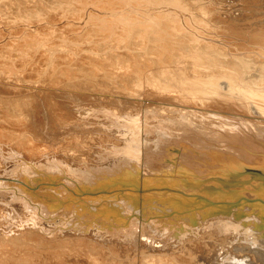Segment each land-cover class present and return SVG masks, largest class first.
Masks as SVG:
<instances>
[{
    "label": "rangeland",
    "instance_id": "obj_1",
    "mask_svg": "<svg viewBox=\"0 0 264 264\" xmlns=\"http://www.w3.org/2000/svg\"><path fill=\"white\" fill-rule=\"evenodd\" d=\"M8 1V0H7ZM4 2L3 0L1 1L0 0V5L2 6V10L0 11L1 12V15L4 16V21L0 22V55L3 57L0 56V59H4V60H1L2 62H0V77L3 78L5 81H6V78H8L9 76L7 75H13L12 77H20L21 78V81L23 79V81L25 82H28L25 84V82H23V85H26V86H21V87H17L16 89L20 92H16L15 93V96L13 94V98L14 100L17 102L15 103L14 105V102L15 101H11L9 102V104L13 102V106L10 104H4V107L6 105H8L9 109L10 107L12 109H8V107L6 106L4 109H5V114H1L0 116V126L2 127V124H3V127L0 129L4 132V129H5V132H8L6 134H10V133H16L14 134L15 136H17L18 138H16V140H20V141H24L28 142V144L31 145V141H33L34 143H38L39 142V145L40 143L42 145H40V148L41 146L44 147L45 145L46 146H53L54 143L57 145L58 144V141H55V140H58L57 138L54 139V136L60 134V133H56V130H63L61 128H59L58 126H55L56 124L55 123H60L63 119L61 117H59L57 114H53L54 118L53 119L52 117H50V114L49 113H52V109H55L56 112H61V113H64V114H67L69 116H71V118L69 117L68 120H71L72 122V130L71 128H69L67 130V132L69 133V135H72L75 136L76 134L77 135H80L82 138H85V139H89V137H92V135H96L98 132L100 133V135L102 134L105 138L107 139H113L115 141H119L122 136L121 132H125L126 130H123L120 132L121 128H122V120L121 122H116L113 121L110 123V122H106L104 124V119H106V114L103 116V112H106L109 110V112H112L114 113V110L116 111L114 114L118 115H122V112H124V109L126 108L125 107V104L127 101H124L126 100V98H136L138 99V101L136 99H131L129 100V102H127L128 104L132 101L131 106L130 104L128 105L129 107H133L132 109L130 108V111L134 109L135 107V111H131L132 114H134L133 112H136L138 110V112H140V117L142 116V113L143 112H150L149 109L152 108V110L154 111L156 109L157 113L154 112V116H156V118L154 119V121L152 123L154 124H162V123H165V122H169L170 121V117H173L174 115L176 116V112H174V109L177 110V109H183V108H186V106H188V108H190L191 106L190 105H193L190 109L192 112H194L195 110L197 111L198 109H195L194 110V106L195 108L199 107V109H202V110H206L207 108H210L209 105L210 104H206V103H201L199 100H198V96L201 94H207V95H210V93H212V91L209 90V87L211 86V82L212 81H215L216 85L218 87H224V89H228V87L231 86V88L233 90H231V88H229L228 90V97H230V95L232 97L233 100H238L240 101L241 98H243V100H241L240 102L244 103L246 102V97H247V93H248V90H249V93H250V89L253 90V94L254 93H258L256 91H259L260 90H264V0H178V3L177 1L175 0H97V1H94V0H53L54 1V5L51 6V4H49L50 2H53L52 0H43V1H40V0H20L21 3L20 4V7L23 8L21 9L19 7V5H17L19 0H17L15 2L12 3L11 1L13 0H10L8 1L10 5H8V2ZM19 1V2H20ZM60 1V2H59ZM103 1V3H102ZM122 1H126V2H122ZM148 1V2H147ZM176 3H174V2ZM11 2V3H10ZM26 2V3H25ZM39 2V3H38ZM48 3L47 5H45V3ZM56 2L58 4H56ZM81 2H82V5H81ZM96 2L98 3V5L96 4ZM101 2V3H99ZM112 2V3H111ZM122 2V3H121ZM134 2V3H132ZM151 2V3H150ZM164 2V3H163ZM6 3V4H5ZM60 3V5H59ZM104 3H106L104 5ZM110 3V4H109ZM13 4H15V6H13ZM56 4V5H55ZM67 4V5H66ZM96 6H95V5ZM124 4V5H123ZM156 4V5H155ZM176 4V5H175ZM70 5H73L72 8ZM115 5V6H114ZM118 5V6H117ZM121 5V6H120ZM133 5V6H132ZM152 5V6H151ZM8 6V7H7ZM13 10H11V7ZM42 7L44 9V11H42L43 9L42 8H39V7ZM56 8H55V7ZM59 6H62V7H59ZM68 6V7H67ZM87 6V7H85ZM93 6V7H92ZM15 7V8H14ZM53 8L52 9H48V8ZM59 7V9H58ZM122 7V8H121ZM124 7V8H123ZM132 7V8H131ZM9 8V9H8ZM21 10H20V9ZM32 8H34L35 12H32L34 11ZM41 10H39V9ZM46 8V9H45ZM126 8V9H125ZM26 13L23 14V12H25L24 10H26ZM37 9V10H36ZM48 9V10H47ZM55 9V10H54ZM61 9V10H60ZM74 9V10H73ZM83 9V10H82ZM97 9V10H96ZM101 11H100V10ZM122 9V10H121ZM129 11H128V10ZM11 10V11H10ZM19 10V11H18ZM23 10V12H21ZM31 10V12H29ZM46 10V11H45ZM52 10V11H51ZM64 10V11H63ZM68 10V11H67ZM109 10V11H108ZM148 10V11H147ZM41 11L40 16H38V12ZM49 11V12H48ZM51 11V12H50ZM71 11V12H70ZM81 11V12H80ZM108 11V13H107ZM125 11V12H124ZM21 12V14L18 16L16 15L17 13ZM37 12V15L34 14ZM45 12L42 16V13ZM64 12V13H63ZM73 12V13H72ZM85 12V13H84ZM91 12V13H90ZM105 12V13H104ZM110 12H111V15H110ZM119 12V13H118ZM122 12V13H121ZM31 15H30V14ZM66 13V15H65ZM81 13V14H79ZM114 13V15H113ZM124 13V14H123ZM137 13V14H136ZM207 13V14H206ZM23 14V15H22ZM29 15L28 17L31 19V22L32 23H29L28 21V17H26L25 15ZM59 14V15H58ZM70 14V15H69ZM73 14V15H72ZM86 14V15H85ZM119 14V15H118ZM144 14V15H143ZM33 15V16H32ZM78 15V17H76ZM91 15V16H90ZM94 15V16H92ZM97 15V16H96ZM102 15V16H100ZM105 15V16H104ZM113 15V16H112ZM122 15V16H121ZM126 15V16H125ZM137 15V16H136ZM147 15V16H146ZM206 15V16H205ZM10 16V17H9ZM26 17V18H23V17ZM32 16V18H31ZM38 16V17H36ZM61 16V17H60ZM66 16V18H65ZM72 16V17H70ZM125 16V17H124ZM130 16V17H129ZM132 16V17H131ZM7 17H9L7 19ZM13 17V18H11ZM18 17V18H17ZM68 17V18H67ZM93 17V18H92ZM102 17V18H101ZM106 17V18H105ZM110 20H109V18ZM116 17H120V19L118 18H115ZM127 17V18H126ZM136 20H135V18ZM144 17V18H143ZM154 18L155 20L156 19H160L162 20L161 24L163 25V22L165 25V27L169 26L167 24H170V26H174V27H177L176 25L179 24V26L182 28L180 29V31L178 32L179 33V36H178V33H175V36L176 39L172 36V38L174 39H171L173 42H171L169 45L170 47L167 49V52L163 55L161 52V48L162 47H159L160 44H158L159 46H157L155 43L157 42H154L153 41V37L156 36V33L152 30L151 27H153V25H150L148 26L149 29H150V33H148L146 30V28L144 27L145 23L147 22V20L149 19H146V18ZM35 18V19H33ZM37 18V19H36ZM85 18V19H84ZM95 18L98 19V21H94L93 19ZM138 18V19H137ZM140 18V19H139ZM218 18V19H217ZM17 20V21H13L12 20ZM24 19L25 21L22 22V20ZM39 19L40 21H42L41 23L39 22ZM42 19V20H41ZM62 19V20H61ZM73 19V20H72ZM91 19V20H90ZM110 21L111 24H109L108 22H106V20ZM124 19V20H123ZM134 19V21H137L139 20V22H132ZM215 19V20H213ZM222 19H224L222 21ZM231 19V20H230ZM7 20H11L10 22H8ZM20 20V22L18 21ZM33 20V21H32ZM54 20V21H53ZM69 20V21H68ZM103 20V21H102ZM104 20L106 22V24H103L104 23ZM111 20H113V24L111 22ZM119 20V21H117ZM126 20V21H125ZM130 20V21H129ZM165 20V21H164ZM168 20V21H167ZM171 20V21H169ZM217 20V21H216ZM220 20V21H219ZM37 21V22H36ZM53 21V23H52ZM63 21V22H62ZM73 21V22H72ZM101 21V22H100ZM124 21V22H123ZM174 21V24H172ZM225 21V22H224ZM231 22V24L229 22ZM7 22L10 24L8 26ZM16 23V27L15 28V24ZM19 22V23H17ZM22 22V23H21ZM39 22V23H38ZM85 22V23H84ZM88 22L90 24H88ZM94 22V23H93ZM129 22V23H127ZM132 22V23H131ZM144 22V24H143ZM149 22V21H148ZM166 22V23H165ZM170 22V23H168ZM179 22V23H178ZM218 22H221L218 23ZM97 23V24H96ZM100 24H103V25H106L107 28H108V24H109V27L111 28V26L113 28L111 29H114V30H107L106 26L105 27H102ZM126 23V24H125ZM182 23V24H181ZM230 25H229V24ZM12 24V25H11ZM17 24L20 26L21 29H19L17 26ZM29 24H31L29 26ZM41 24V25H40ZM65 24V25H64ZM79 24V25H78ZM86 24V25H84ZM93 26H92V25ZM96 24V25H95ZM132 24V25H131ZM134 24V26H133ZM142 24V25H141ZM64 25V26H63ZM76 25V30H73L75 28H73V26ZM111 25V26H110ZM233 25V26H232ZM11 26V27H10ZM32 26V27H31ZM39 26V27H38ZM68 26L70 28H68ZM72 26V27H71ZM88 26V27H86ZM95 26V27H94ZM115 26V27H114ZM125 26V27H124ZM128 26H132V28L128 27ZM228 26V27H226ZM231 26V28H230ZM13 27V28H12ZM31 27V28H30ZM126 27H128L127 29H125ZM145 29H144V28ZM3 28V29H2ZM33 28V29H32ZM90 28V29H88ZM102 28V29H101ZM200 28V29H199ZM202 28V29H201ZM224 28V29H223ZM230 28V29H229ZM234 28V29H233ZM16 29L18 32H16ZM32 29V30H31ZM36 29V30H35ZM63 29V30H62ZM116 29V30H115ZM125 31H124V30ZM130 29H133V30H130ZM236 29V30H235ZM69 30V31H68ZM73 30V32L71 31ZM85 30V31H84ZM90 30V31H89ZM100 32H99V31ZM169 30L172 31L173 29L171 27H169ZM222 30V31H221ZM53 31V32H52ZM61 31V32H60ZM88 31V32H87ZM98 31V32H97ZM105 31V32H104ZM128 31V32H127ZM153 31V32H152ZM236 31V32H235ZM4 32V33H3ZM22 32H23V35H22ZM39 32V33H38ZM65 32V33H64ZM69 32V33H68ZM81 32V33H80ZM92 32V33H91ZM132 32V33H131ZM135 32V33H134ZM145 32V33H144ZM196 32V33H194ZM20 33V34H19ZM32 33V34H31ZM98 33V34H97ZM104 33V34H103ZM121 35H120V34ZM147 33V35H146ZM152 33V34H151ZM31 34V36H30ZM45 34V35H44ZM73 34V35H72ZM84 34V35H83ZM92 34V35H91ZM115 34V35H114ZM151 34V35H150ZM154 34V35H153ZM177 34V35H176ZM38 35V36H37ZM41 35V36H40ZM48 35V36H47ZM56 36V37H51V36ZM90 35V36H89ZM97 35V36H96ZM99 35V36H98ZM101 35V36H100ZM105 35V36H104ZM118 37H117V36ZM130 35V36H129ZM142 35H146V37H143V40H142ZM192 35V36H191ZM194 35V36H193ZM4 36V38H3ZM12 36V37H10ZM21 38H20V37ZM33 36V37H32ZM45 36V37H44ZM60 36V37H59ZM67 37V38H64ZM85 36V37H84ZM94 36V37H92ZM126 36V37H125ZM262 36V38H260ZM10 37V38H8ZM19 37V38H18ZM24 37V38H23ZM32 37V38H31ZM47 37V38H46ZM59 37V38H58ZM63 37V38H62ZM80 37V38H79ZM131 37V38H130ZM135 37V38H134ZM138 37V39H136ZM151 37V38H150ZM12 38V39H11ZM35 38V39H34ZM38 38L40 39L39 41ZM42 38V39H41ZM71 40H70V39ZM74 38V39H73ZM190 38V39H189ZM228 38V39H227ZM8 39V41H7ZM10 39L12 41H10ZM14 39H21L20 42H21V45H18L20 47H16L15 44L13 45V43H10V42H14L16 40ZM34 39V41L38 44L35 43L34 45H31V44H28L27 42L30 43V41ZM46 39V40H45ZM51 39V40H49ZM57 41L59 40L60 42H54L53 40ZM64 39V40H63ZM77 40H79V43H77ZM85 39V40H84ZM91 39V40H90ZM94 39V40H93ZM111 39V40H110ZM125 39V40H124ZM183 39V40H182ZM187 40V42L184 41ZM42 40V41H41ZM44 40V41H43ZM67 41V44L68 46H65L64 43H66L65 41ZM102 40V41H101ZM121 40V41H120ZM123 40V41H122ZM128 40V42H127ZM138 40V41H137ZM140 40V41H139ZM142 40V41H141ZM145 40H148L145 42ZM41 41V42H40ZM51 41V42H49ZM64 41V42H62ZM72 41V42H71ZM76 41V42H75ZM82 41H86L85 43H81L83 46H81L80 42ZM93 41V42H92ZM99 44H98V42ZM126 41V42H125ZM133 41V42H132ZM175 41V42H174ZM181 41V42H180ZM6 42V43H5ZM17 42V41H16ZM24 42V43H23ZM41 43H47L48 44H52L50 47H44V46H47V45H40L39 44ZM69 42V44H68ZM71 42V43H70ZM93 45H92V43ZM109 42V43H108ZM113 42V43H112ZM132 42V43H131ZM137 42V43H136ZM143 42V43H142ZM152 42V43H151ZM178 42V43H177ZM185 44H184V43ZM15 43V42H14ZM54 43L59 45L57 47V50H54L56 49V47L54 46ZM61 43L62 45L64 44L63 46V49H65L64 47L67 48V50H70L68 51V53L66 51L62 52L60 51L58 54V48H61L62 49V46H61ZM72 43H74L73 45H71ZM103 43H105L106 45H103ZM132 44L129 46L128 48V45L125 46V44ZM146 45H145V44ZM176 43V44H175ZM187 43V45H186ZM17 44H20V43H17ZM16 44V45H17ZM49 44V45H50ZM78 44V45H77ZM103 46H101V45ZM115 44V45H114ZM122 44V46H121ZM198 44V45H197ZM13 45V46H12ZM32 47H31V46ZM77 45V46H76ZM86 45H89V46H86ZM97 45V47L95 46ZM100 47H99V46ZM120 45V46H118ZM138 45V46H137ZM141 45V46H140ZM144 45V47H143ZM178 45V46H177ZM180 45V46H179ZM28 46H29V50H28ZM73 46V47H72ZM76 46L77 49H75L74 47ZM82 47L80 48L79 50V47ZM86 46V47H85ZM106 46V47H105ZM118 46V47H117ZM124 46V47H123ZM134 46V47H133ZM176 46V48H175ZM186 46V47H185ZM3 49H2V48ZM46 48L47 50H49L48 48H50V52H53V54H55L54 52L56 51V54L52 56H50L49 58V55H51V53L49 51H47L45 49V54L44 52L41 50V48ZM55 47V48H54ZM69 47V49H68ZM99 47V48H98ZM105 47V48H104ZM117 47V48H116ZM130 47H132V49H130ZM143 47V48H142ZM178 47H181L183 50H181V48L179 49ZM9 48H12L11 51ZM19 50H18V49ZM70 48H73L76 52L73 51V49L71 50ZM98 48V49H97ZM102 48V49H101ZM107 48V49H106ZM116 48V49H115ZM140 48V49H139ZM148 48V49H147ZM153 48V49H152ZM187 48V49H186ZM27 49V50H26ZM41 51H39V50ZM113 49V50H112ZM119 49V50H118ZM121 49V50H120ZM151 49V50H150ZM175 49V50H173ZM8 50V51H7ZM34 53V55L37 54V56L34 57L33 53L31 54V52ZM36 50V51H35ZM79 50V51H78ZM99 50V52H97ZM109 52H108V51ZM173 50V52H172ZM186 50V51H185ZM11 51V52H10ZM29 51V52H27ZM38 51V52H37ZM87 51V52H86ZM96 51V52H95ZM106 51V52H105ZM152 51V52H151ZM182 51V52H181ZM14 52V53H13ZM23 52V53H22ZM27 52V53H26ZM36 52V54H35ZM42 54H40V53ZM43 52V53H42ZM67 54H66V53ZM74 52V53H73ZM88 57L87 56V54ZM91 52H95L97 55L95 57V54H92ZM103 52H105L103 54ZM111 52V53H110ZM114 52V53H113ZM122 52V53H121ZM176 52V53H175ZM180 52V54L178 53ZM185 52V53H183ZM191 52V53H190ZM10 53V55H9ZM48 53V54H46ZM62 53V55H61ZM73 53V57L74 54L76 55L75 58H72L71 54ZM77 53V54H76ZM85 54V55H82V54ZM106 53H107V56H106ZM119 53V54H118ZM136 53V54H135ZM144 53H145V56H144ZM153 53V54H152ZM171 53V54H169ZM173 53V54H172ZM199 53V54H198ZM255 53V54H253ZM16 54V55H15ZM23 54V57L22 55ZM31 55V56H28V55ZM66 57H64L65 55ZM100 54V55H99ZM114 54V55H113ZM117 54V55H116ZM133 54V55H132ZM139 54V55H138ZM167 54V55H166ZM189 54V55H188ZM192 54V55H191ZM200 54L202 56H200ZM6 56V59L8 60V62L5 60V56ZM21 55V56H20ZM25 55V56H24ZM48 55V57L46 56ZM64 55V56H63ZM70 56V58L68 56ZM77 55H80V57L78 58ZM110 55V56H109ZM113 55V56H112ZM131 56V57H128ZM150 55V57H149ZM154 55V56H153ZM181 57H180V56ZM190 56V58L188 59V57ZM196 55V56H195ZM9 56V58H8ZM11 56V57H10ZM14 56V57H13ZM27 56V59H25ZM46 56V57H45ZM57 56V57H56ZM85 56V57H84ZM103 56V57H102ZM106 56V57H105ZM118 58H117V57ZM124 56V57H123ZM144 56V57H143ZM156 56V57H155ZM246 56V57H245ZM13 57V58H12ZM30 57L32 58L30 59ZM56 57L54 60L53 58ZM61 57H63V59H70L68 61H66L67 65H65L62 60V58L60 59ZM68 57V58H67ZM82 57V58H81ZM126 57V58H125ZM140 57V58H139ZM147 57V59H146ZM163 57V59H162ZM179 57L180 59L178 60ZM199 57V58H198ZM12 58V59H10ZM16 58V59H14ZM48 58V59H47ZM77 58V59H76ZM88 58V59H87ZM107 58V59H106ZM114 58V60H113ZM117 58V59H116ZM142 58H144L142 60ZM194 58V59H193ZM201 58V59H200ZM20 59L23 61H20ZM46 59V60H45ZM61 61L60 63H58L59 61ZM75 59V60H74ZM82 59H85L84 62L81 61ZM135 59V60H134ZM141 59V61H140ZM149 59V60H148ZM173 59V60H172ZM175 59V60H174ZM182 59H183V62H182ZM185 59V60H184ZM197 59V60H196ZM205 59V60H203ZM12 60V62L10 61ZM25 60V61H24ZM28 60V61H26ZM32 60V61H31ZM71 60H74L75 62L72 61L71 63ZM103 60L107 61V62H102ZM113 60V62H112ZM120 62H119V61ZM134 60V61H133ZM177 60V61H176ZM80 61V62H79ZM87 61V62H85ZM93 63H91V62ZM118 61V62H117ZM147 61V62H146ZM158 61V62H157ZM175 61V62H174ZM181 61V62H180ZM200 61V62H199ZM7 62V63H6ZM12 64H10V63ZM15 62V63H14ZM17 62V63H16ZM32 62V63H31ZM49 62V63H48ZM90 62V64H89ZM129 62V63H128ZM135 65L137 66H134V63ZM139 62V63H138ZM144 62V63H143ZM157 62V63H155ZM6 63V65H5ZM63 63V65H62ZM105 63H107V65H105ZM109 63V65H108ZM146 63V64H145ZM169 63V64H168ZM181 63V64H180ZM199 63V64H198ZM201 63V64H200ZM9 64V65H8ZM16 64V67L17 69L14 68V65ZM19 64V66H17ZM26 64V65H25ZM59 64V65H58ZM70 64V65H69ZM72 64V65H71ZM130 64V66H129ZM147 66V68H144L146 67L145 65ZM160 64V65H159ZM164 64V65H163ZM219 64V65H218ZM238 64V65H237ZM3 65V66H2ZM32 65V66H31ZM69 65V66H68ZM119 65V67H117ZM123 65V66H122ZM125 65V66H124ZM127 65L129 67H127ZM140 65V66H139ZM143 65V66H141ZM149 65V66H148ZM158 65V66H157ZM6 66V67H5ZM12 66V67H11ZM53 66V67H52ZM60 66V68H59ZM62 66V67H61ZM108 66V67H106ZM115 66V67H114ZM154 66V67H153ZM163 66V68H162ZM170 66V67H168ZM178 66V67H177ZM217 66V67H216ZM219 66V67H218ZM4 67V68H3ZM13 68L12 69V73H11V69L9 68ZM52 67V69H51ZM57 67V69H56ZM69 67V68H68ZM124 67V68H122ZM141 67V68H140ZM152 67V69H151ZM167 67V68H166ZM185 67V68H184ZM212 67V68H211ZM32 68V69H31ZM55 68V69H54ZM64 68V69H63ZM94 68V70H93ZM106 68H109V69H106ZM115 68V69H114ZM121 70H120V69ZM133 68H135L133 70ZM137 68V69H136ZM149 68V69H148ZM169 68V70H168ZM187 68V69H186ZM242 68V69H241ZM5 69V70H4ZM15 69V71H13ZM63 69V70H62ZM74 69V70H73ZM97 69H100V71ZM125 69V70H124ZM128 69V70H127ZM130 69V71H129ZM164 69V70H162ZM10 70V71H9ZM19 70V71H18ZM21 70V71H20ZM53 72H52V71ZM59 70V71H58ZM66 70V71H65ZM95 70H96V73H95ZM110 70V71H108ZM113 70V72H112ZM124 72H123V71ZM137 70L138 73L137 74ZM143 70H146V71H143ZM158 70V71H157ZM160 70V72H159ZM162 70V71H161ZM171 70V71H170ZM178 70V71H177ZM34 71V72H32ZM45 71V73L43 72ZM48 71V72H47ZM118 73H117V72ZM142 71V72H141ZM166 71V72H165ZM2 72V73H1ZM5 72V73H4ZM98 72V73H97ZM109 72H112L111 74ZM121 72V73H120ZM126 72V74H125ZM145 72V73H144ZM154 72V73H153ZM159 72V73H158ZM163 72V74H162ZM165 72V73H164ZM168 72V73H167ZM4 73V74H3ZM22 73V74H21ZM49 73V74H48ZM61 73V74H60ZM151 73V74H150ZM156 73V74H155ZM167 73V75H166ZM3 74V75H2ZM20 74V75H19ZM43 74V75H42ZM47 74V76H46ZM66 74V75H64ZM117 74H119L117 76ZM125 74V75H124ZM128 74V75H127ZM130 74V75H129ZM142 74V75H141ZM170 74V75H168ZM252 74V75H251ZM255 74V75H254ZM261 74V75H260ZM6 77H5V76ZM23 75V76H22ZM68 75V76H67ZM73 75V76H72ZM122 75V77H121ZM148 75V76H147ZM165 75V76H163ZM254 75V76H253ZM257 75V76H256ZM260 75V77H259ZM4 76V77H3ZM42 76V77H41ZM51 76V77H50ZM59 76V77H58ZM110 78H109V77ZM127 76V77H126ZM171 76V77H170ZM173 76V77H172ZM196 76V77H195ZM253 76V77H252ZM255 76H256V79H255ZM17 77V78H18ZM74 77V78H72ZM125 77V79H124ZM143 77V79H142ZM170 77L169 80L168 78ZM192 77V79H191ZM200 77V78H199ZM202 77V78H201ZM248 77V78H247ZM258 77H259V80H258ZM76 78V79H75ZM129 78V79H128ZM131 78V79H130ZM141 80H140V79ZM145 78V79H144ZM173 78V79H172ZM199 78V79H198ZM206 78V79H205ZM246 78V79H245ZM42 79V80H41ZM50 79V81H49ZM56 79V80H55ZM60 81H59V80ZM66 79V81L64 80ZM68 79V80H67ZM72 79V80H71ZM123 79V80H122ZM195 79V81H194ZM254 79V80H253ZM36 80V81H35ZM45 80H46V83H45ZM75 80V81H74ZM128 80V82H127ZM140 80V81H139ZM147 80V81H146ZM150 80V81H149ZM170 80H171V83H170ZM176 80V81H174ZM200 80V81H198ZM207 80V81H206ZM212 80V81H211ZM218 80V81H217ZM247 80V81H246ZM253 80V81H252ZM257 80V81H255ZM262 80V81H261ZM12 82H14L15 80H11ZM32 81V82H31ZM34 81V82H33ZM43 81V82H42ZM55 81V82H54ZM63 81V82H62ZM130 81V82H129ZM134 81V82H133ZM142 81V82H141ZM187 81V82H186ZM194 81V83H193ZM201 81H204L206 83H203ZM208 81L210 83H208ZM239 81L241 84H239ZM19 83L20 81H15V83ZM40 84H38V83ZM60 84H59V83ZM117 82V83H116ZM139 85H138V83ZM141 82V83H140ZM146 82V83H145ZM154 82V83H153ZM174 82V83H172ZM181 82V84H180ZM183 82V83H182ZM189 82V83H188ZM197 82V83H195ZM199 82V83H198ZM223 82V83H221ZM228 82V83H226ZM252 82V83H251ZM31 83H35L39 86H43L42 88L43 89H40L39 91L38 90H27V88L25 87H28L30 85H32ZM43 83V84H42ZM68 83V84H67ZM93 83V84H92ZM128 83H130L128 85ZM136 83V84H135ZM145 86V84H147ZM178 85H177V84ZM186 83V84H185ZM220 83V84H219ZM226 83V84H224ZM20 84H22L20 82ZM42 84V85H41ZM51 84V85H50ZM144 84V85H143ZM156 87H154V85ZM173 84H176V85H173ZM183 84V85H182ZM198 84V85H197ZM201 84V85H199ZM207 84V85H206ZM220 86H219V85ZM28 85V86H27ZM61 85V86H60ZM65 85V86H64ZM82 85V86H81ZM98 87H96V86ZM136 85V86H135ZM141 85V86H140ZM153 85V86H152ZM159 85V86H158ZM193 85V86H191ZM195 85V86H194ZM204 85V86H202ZM210 85V86H209ZM240 85V86H239ZM242 85V86H241ZM244 85V87H243ZM251 85H252V88H251ZM53 86V87H52ZM70 86V87H69ZM75 86V87H74ZM86 86V87H85ZM132 86V87H131ZM142 88V91L140 90H137V88L139 87ZM145 86V87H144ZM177 86V87H176ZM181 89H179L180 87ZM197 86V87H196ZM227 86V87H226ZM254 86V87H253ZM52 87V88H51ZM58 87H61V88H58ZM68 87V88H67ZM85 87V88H84ZM92 87V88H90ZM104 87L106 89H104ZM129 87V88H128ZM144 87V88H143ZM148 87H151V88H148ZM179 87V88H178ZM193 89H192V88ZM200 88V90H197V88ZM202 87V88H201ZM204 87L207 89H204ZM208 87V88H207ZM238 87V88H237ZM247 87H249L250 89H248ZM67 88V89H65ZM81 88V89H79ZM149 89L146 91V89ZM185 88V89H184ZM191 90H190V89ZM198 88V89H199ZM241 90H240V89ZM260 88V89H258ZM13 89V88H12ZM20 89V90H19ZM85 89V90H84ZM153 91H152V90ZM15 90V89H14ZM66 90H73L71 93V95L75 96L77 95L78 97V100L81 98L84 100L87 99V102H88V105L85 103L84 105V102L81 101H78L77 98L75 97V100H71L73 101V104L72 105L71 103L67 102L64 104V102H61V97L60 95L62 93H65L64 91ZM75 90V91H74ZM184 90V91H183ZM189 90V91H188ZM202 90V91H201ZM205 90V91H204ZM243 90V91H242ZM245 90V91H244ZM93 91V92H92ZM113 91V92H112ZM138 91V92H137ZM145 91V93L143 94V92ZM182 93H181V92ZM241 91V92H240ZM27 92H30L27 93ZM33 92V93H32ZM42 92V96H40L38 93ZM45 92V94H44ZM54 92V93H53ZM59 92V93H58ZM91 92V93H90ZM110 92V93H109ZM125 92V93H124ZM155 94H154V93ZM189 92V93H188ZM193 92V93H192ZM200 92V93H199ZM210 92V93H209ZM246 92V93H245ZM21 93V94H20ZM37 93L38 95H35ZM101 93V94H100ZM109 93V94H108ZM141 93V94H140ZM148 93V94H146ZM243 93V94H242ZM252 93V91H251ZM41 94V93H40ZM48 94V95H47ZM57 96H56V95ZM79 94L80 96L82 95H85L86 98H83L82 97H79ZM122 94V95H121ZM130 94V95H129ZM192 94V95H191ZM239 96V97H237ZM47 97H46V96ZM54 95V96H53ZM89 95V97H88ZM108 95V96H107ZM146 98V100L149 103V106L151 108H149L148 104H143L141 103V105L139 106L140 102L139 100L143 99V98ZM189 95H191L189 97ZM198 95V96H197ZM20 96V97H19ZM28 96V97H27ZM39 98H38V97ZM53 96V98H52ZM56 96V97H55ZM59 96V97H58ZM93 96L98 97V101L99 103L97 102V100L95 99V102H92L90 104V102L92 101V99L94 98ZM148 96V97H147ZM44 97V98H43ZM63 97V96H62ZM116 100H115V98ZM99 98H101L99 100ZM105 99H108L106 103L105 102ZM114 98V99H113ZM117 98H120V99H117ZM191 98V99H190ZM26 99V100H25ZM31 99V100H30ZM46 99V100H45ZM89 99V100H88ZM91 99V101H90ZM112 99V100H111ZM123 99V101H121ZM18 100V101H17ZM21 100V101H20ZM54 100V101H53ZM57 100H58V104H57ZM117 100H119V102L123 105H121L119 102H117ZM196 100V101H195ZM43 101V102H42ZM53 101V102H52ZM60 101V103H59ZM90 101V102H89ZM103 101V102H102ZM137 101V103H136ZM156 101V102H154ZM158 101V102H157ZM244 101V102H243ZM24 102V103H23ZM75 102V103H74ZM77 102H83V103H77ZM102 102V103H100ZM113 102V103H111ZM125 102V103H124ZM135 102V103H134ZM139 102V103H138ZM94 103H96V105H94ZM99 105H98V104ZM107 103L111 106L109 107V105H107ZM115 103V104H114ZM31 104V105H30ZM44 106H43V105ZM69 104V105H68ZM76 104V105H75ZM83 104V105H81ZM89 104L94 106L91 108V106L89 107ZM101 104V105H100ZM104 104V105H103ZM132 104H136V105H132ZM143 104V105H142ZM184 104V105H183ZM230 104V103H229ZM18 105H21V106H18ZM27 105V106H26ZM53 105V106H52ZM70 105H72L70 107ZM80 105V106H79ZM87 105V106H86ZM106 105V106H105ZM113 105H115L114 108ZM137 105L139 107H137ZM148 106L147 109L145 106ZM178 105V106H177ZM186 105V106H185ZM199 105V106H198ZM206 105V106H205ZM15 106V107H14ZM18 106V109L16 110ZM32 106V107H31ZM53 108H52V107ZM97 106V107H96ZM119 106V110L118 107ZM121 106V107H120ZM159 108H158V107ZM161 106H163L164 108L167 107L169 109H171L172 113H176V114H172L170 112V114L168 115H164L163 113H165L164 111L162 110H159L161 109ZM172 106V107H171ZM175 106V107H174ZM181 106V108H180ZM57 107H59V109H57ZM66 107V108H65ZM100 107V108H99ZM102 107V108H101ZM109 107V108H108ZM113 107V108H112ZM144 107V108H143ZM155 107V109H153ZM174 107V108H173ZM201 107V108H200ZM205 107V109H203ZM207 107V108H206ZM1 108V107H0ZM15 108V109H13ZM20 108H24L20 111ZM43 108V109H42ZM93 109V112L91 111V109ZM97 108L101 111H97ZM124 108V109H123ZM138 108V109H137ZM158 108V109H157ZM7 109V110H6ZM28 109V110H27ZM38 109V111L36 110ZM42 109V110H41ZM88 109V110H87ZM90 109V110H89ZM103 109V110H102ZM112 109V110H111ZM121 109V110H120ZM142 109V110H140ZM147 109V110H146ZM188 109V110H190ZM193 109V110H192ZM12 110V112H11ZM14 110V111H13ZM16 110V111H15ZM26 110V111H25ZM47 112V114L44 112V111ZM63 110V111H61ZM71 110V111H70ZM73 110V112H72ZM95 110V111H94ZM105 110V111H104ZM146 110V111H145ZM151 110V111H152ZM2 111V110H0ZM31 111V113H30ZM42 111V112H41ZM77 111V112H76ZM120 111H122L121 113H119ZM159 111V112H158ZM17 112H20L21 113V117L22 119L20 118V116L18 117V114ZM27 112V113H26ZM33 112V113H32ZM37 112V113H36ZM40 112V113H39ZM82 112V113H81ZM87 112V113H85ZM93 113L91 115H89L90 113ZM100 113L102 112V115H96L98 117L95 116V119L94 118V115L97 114V113ZM142 112V113H141ZM200 112V113H199ZM11 113V114H10ZM17 114L15 116V114ZM19 113V115H20ZM36 113V114H34ZM42 113V114H41ZM112 113L111 114V117L113 118L112 116ZM160 113V115H159ZM202 113V114H201ZM206 115L205 117L210 116L211 114L208 113V112H203V111H198L197 114L200 116H204L203 115ZM38 114V115H37ZM46 115V119H45V116ZM84 114V115H83ZM131 114V116H132ZM196 114V113H195ZM18 117L20 118L21 121H19L17 119L14 120L16 122H13V125H9L8 123H6L7 118L9 120L13 119V117ZM31 115L33 116V118L31 117ZM34 115L38 116V118H43V120H46V121H42L41 122H37L36 119L34 118ZM48 115H49V118L50 120L48 119ZM88 116H93V118L95 120H92L91 121V124H90V120L91 118L88 117ZM103 116V117H102ZM160 116V117H159ZM162 116H165V117H162ZM28 119H25L27 118ZM57 117V118H56ZM75 117V118H74ZM99 117L101 118V120L99 119ZM110 117V118H111ZM159 117V118H158ZM201 117V116H200ZM53 120H52V119ZM74 118V119H73ZM78 118V119H76ZM104 118V119H103ZM111 118V119H112ZM167 118V119H166ZM169 118V119H168ZM33 119V120H32ZM35 119V120H34ZM59 119V120H58ZM87 119L88 122H87ZM110 119V121H111ZM121 119V118H120ZM140 119V118H139ZM4 120V121H2ZM26 120H28L26 122ZM32 122H31V121ZM79 120V121H78ZM85 122H84V121ZM99 120V125H94V121L97 123V121ZM115 120V119H114ZM19 121V122H18ZM30 121V122H29ZM76 123H75V122ZM81 121V122H80ZM120 121V120H119ZM157 123H156V122ZM185 122H187V120L185 119L184 120ZM183 121V122H184ZM37 122V123H36ZM51 122V123H50ZM55 122V123H54ZM73 122L75 124H73ZM103 122V123H102ZM116 122V123H115ZM190 122V121H188ZM15 123V124H14ZM36 123V125L34 124ZM40 123V124H39ZM44 123V124H43ZM107 123L110 125L112 124H115L114 126H110L112 131L111 130H108L109 125L107 126ZM118 123V124H117ZM42 124V125H41ZM49 124V125H48ZM78 124V125H77ZM79 124L81 125V127H79ZM88 124H90L88 126ZM116 124L118 127H116ZM192 124H194L193 120H192ZM49 128H47V126ZM105 125V126H104ZM38 126V127H37ZM46 128H44V127ZM77 126V127H76ZM85 126V127H84ZM88 126V127H87ZM92 126H95V127H92ZM14 127V128H12ZM18 127V128H17ZM54 127V128H53ZM58 127V128H56ZM83 127V128H82ZM93 131L91 130L92 128ZM98 127V128H96ZM106 127V128H105ZM16 128V129H15ZM41 128V129H40ZM86 128V129H84ZM91 128V129H89ZM103 128V129H101ZM114 128V129H113ZM120 128V129H119ZM45 129V130H44ZM49 129V130H48ZM56 129V130H55ZM78 129V130H77ZM96 129V130H95ZM99 129V131L97 130ZM106 131H105V130ZM118 129V130H117ZM123 129V128H122ZM125 129V127H124ZM158 129V131L160 130L159 128H155V130ZM44 130V131H43ZM48 131V132H45V131ZM85 130V131H84ZM87 130V131H86ZM91 130V131H90ZM50 131V132H49ZM53 131V132H52ZM120 132V133H117V132ZM157 131V130H156ZM10 132V133H9ZM19 132V133H18ZM44 132V133H43ZM92 132V133H91ZM96 132V133H95ZM107 132V133H106ZM111 132V133H110ZM115 135H113V133ZM45 133H47L45 135ZM106 133V134H105ZM63 134V133H62ZM61 136H64L62 135ZM91 134V135H90ZM112 134V135H111ZM129 134V133H128ZM126 133V135H128ZM132 135L134 133H131ZM129 134V135H131ZM83 135V136H82ZM119 135V136H118ZM121 135V136H120ZM99 136V135H98ZM112 136V137H111ZM175 136L177 137L178 134ZM189 135H180L178 136L179 138H187ZM48 137V138H47ZM118 137V138H117ZM24 138V139H23ZM28 138V139H26ZM32 138V139H31ZM52 138V139H51ZM4 139V138H3ZM54 139V140H53ZM28 140V141H27ZM90 140V139H89ZM6 144L5 147H9L10 144L11 146L9 148L12 147V144L14 143V146H15V141H13V143L10 142V144H7V141H5V139L3 140ZM18 141H16L17 143ZM53 142V143H52ZM50 143V144H49ZM1 144V145H3ZM8 145V146H7ZM89 144H86V148L85 147H82L81 149L79 148L78 150H82L83 148H85V150L87 149V151H93V155L89 153V158H90V162L91 164L93 163V165H97V158L95 157V153L94 151L96 150H100L102 151V149H105L104 147L105 146H93V145H89ZM55 146V145H54ZM81 146H84V144H82ZM74 146H72L71 148H73ZM102 147V148H101ZM18 148V146H17ZM45 148V147H44ZM93 148V149H92ZM100 148V149H98ZM43 149V148H42ZM76 149V148H75ZM70 150V149H68ZM84 150V149H83ZM82 150V151H83ZM84 150V151H85ZM8 153H11L9 150H7ZM6 152V153H7ZM7 153V154H8ZM28 153V152H27ZM99 154V153H98ZM97 154V156H98ZM105 154V152H102L101 155ZM19 157V156H18ZM18 157L16 159H18ZM27 158L25 159H20L21 156L19 157V163L17 162L16 166H14L15 168L18 167V169L15 171L14 167H10V172L8 171L7 173L9 174H12L13 176L11 177H14L18 174H22V175H25V176H28L30 178L35 177L37 174L40 175V176H44L45 174H49L50 177L52 178H59L58 175L60 174L59 171H62V170H65V169H62L60 167H55L56 163L55 162H48L45 161V164L42 163L43 160L39 159V158H35L37 160H34V158L30 157L31 159L26 156ZM96 159H95V158ZM23 158V157H22ZM95 160H94V159ZM27 159V160H26ZM24 160V162H23ZM26 160V162H25ZM34 160V161H33ZM11 163L12 160L10 159L9 160ZM28 161V162H27ZM31 161V162H30ZM41 163H40V162ZM21 162V163H20ZM38 163V168L36 166V164H33V163ZM95 162V163H94ZM24 163V164H22ZM27 163V164H26ZM30 163V164H29ZM47 163V164H46ZM20 164V165H19ZM43 164V165H42ZM50 164V165H49ZM54 164V165H53ZM90 164V165H91ZM18 165V166H17ZM24 165V166H23ZM35 165V167H33ZM73 165V164H72ZM92 165V166H93ZM94 165V166H95ZM26 166V168L28 167V169H23L24 167ZM32 166V167H31ZM51 166V167H50ZM20 167V168H19ZM13 168V169H12ZM22 168V169H21ZM32 168V169H31ZM55 168L58 170L57 171H53L52 169ZM59 168L61 170H59ZM65 168V167H64ZM70 171L69 169L67 168L66 172H68V175L70 176V173H73L71 174V177L72 178H76L80 183H87L85 182L86 181V175H84V173H80V172H77L73 169V167H70ZM45 169V170H44ZM13 170V171H12ZM21 170V172H20ZM28 170H30L28 172ZM33 170V171H32ZM39 170V171H38ZM75 174H74V172ZM12 171V172H11ZM15 171V172H14ZM20 172V173H19ZM26 172V173H25ZM53 175H51L52 173ZM59 172V174H58ZM37 173V174H36ZM40 173V174H39ZM55 173V174H54ZM35 174V175H34ZM48 176V175H47ZM84 176V177H83ZM46 181V180H43V182ZM35 182V181H34ZM37 184V183H35ZM85 184H82V186L84 187ZM50 188L52 187H46V186H43V188L41 189H46V190H50ZM45 190V191H46ZM31 192H34V191H31ZM64 192V191H63ZM62 191L58 190L56 191L55 193L57 194H53V193H49V195L52 194V199L50 198H46L45 200H49L51 203H53L54 205H56V207L54 205H52L51 203L50 204H47V203H42L43 207L42 209L43 210H46L45 212L41 213L42 210H39L40 212L39 213H34L32 214L31 213V207H30V210H29V207H26L24 211L26 212H30V213H21L22 216L24 214V216H29L27 219H25V217L23 216H19L22 217L20 218V221L19 220H16L14 221V223H12L10 226L9 225H6L4 228V230H6L8 232V235L10 236H13V234H16L14 235L12 238L9 237V239L11 240H14L13 242H11L8 237H7V240L6 239H3L2 236L0 235V264H137L139 261L140 263L139 264H147V261L148 259H150L152 257V255H155L157 253H160V252H157V251H160L161 248L163 247V244L162 243H152L150 244V239H148V237H142V241H140L141 239H138L136 240L133 239L134 237L132 236H127L126 237V229L125 228H122L121 225L123 224L124 225V217L122 216L123 214L126 215L125 213H122L121 214L119 212H116L115 210L113 211H105L103 213L99 212L97 207H99V201L100 200H95L96 197H98V195H95V196H88V190H84L83 191V194H85L84 198H88L89 202H91L90 204H92V207L90 206H85L83 207V205H79L78 203L82 200L80 199L78 196H74L73 194H68V193H63ZM62 195H61V194ZM60 194V195H59ZM68 194V195H67ZM71 195V196H70ZM56 196V197H55ZM64 196V197H63ZM63 197V198H62ZM68 197L69 200H68ZM59 198V199H58ZM62 198V199H61ZM74 199V200H73ZM63 200V201H62ZM67 202H66V201ZM76 201V202H75ZM166 201H169V200H165L163 203L165 204ZM57 202V203H56ZM162 202V201H161ZM59 203V204H58ZM94 203H98V205L95 207L93 204ZM155 203H157V201L155 200L152 204L155 205ZM68 204V205H67ZM73 204H77L73 207ZM59 205V206H58ZM170 205V204H168ZM247 205V203H246ZM245 205V206H246ZM78 206V208L76 207ZM152 206V205H151ZM244 206V207H245ZM20 207V205H19ZM18 207V209H19ZM55 207V209H53ZM59 207V208H58ZM64 207V208H63ZM76 207V208H75ZM28 208V209H27ZM51 208V209H50ZM58 208V209H57ZM74 208V209H72ZM96 208V209H94ZM241 208V206L239 207ZM253 208V207H252ZM28 211H27V210ZM57 209V210H56ZM61 209V210H60ZM66 209V210H65ZM56 210V211H55ZM111 210V209H110ZM48 211V212H47ZM59 211V213H58ZM63 213H62V212ZM67 211L69 213H67ZM74 211V212H72ZM90 211V212H89ZM241 211H244V212H248V210H246L245 208H242ZM88 212V213H87ZM113 212V213H112ZM182 212V211H181ZM41 213V214H40ZM48 213V216L47 214ZM73 213V214H72ZM86 213V214H85ZM118 213V214H117ZM3 212L1 211L0 212V216H2ZM27 214V215H26ZM29 214V215H28ZM39 214V215H38ZM42 214H45V215H42ZM54 214V215H52ZM71 214V215H70ZM107 214V215H106ZM112 214V215H110ZM117 214V215H116ZM31 215H34L35 216V219L34 216H31ZM56 216L55 218L52 217V216ZM65 215V216H64ZM119 215V217H118ZM38 216V217H37ZM47 216V217H46ZM110 216V217H108ZM117 216L116 218L117 219H114L115 221L117 222H114L113 221V217ZM3 217V216H2ZM0 217V223H3L5 221H2L3 218ZM30 217H32V219H30ZM37 217V218H36ZM40 217L42 219H40ZM45 217V218H44ZM66 217V219L64 218ZM86 217V218H85ZM107 217V218H106ZM122 219H121V218ZM49 218V219H48ZM64 218V219H63ZM75 221H74V220ZM88 219V220H87ZM124 219V221H123ZM26 220L28 222H26ZM35 220V221H33ZM42 223H40V221ZM44 220V221H43ZM47 220V221H46ZM50 220V221H49ZM84 220H85V223H84ZM97 220V221H96ZM123 222H121V221ZM2 221V222H1ZM37 221L39 222L37 224ZM59 221V222H58ZM33 222V223H31ZM49 222V223H47ZM58 222V223H57ZM64 222V224H63ZM113 222H114V225H113ZM121 222V223H120ZM44 223V224H43ZM53 223L55 224L53 226ZM60 223H62L63 225H61ZM72 223V225H71ZM93 225H92V224ZM116 223V224H115ZM6 224V222H5ZM23 224V225H22ZM31 224V226H30ZM37 226H36V225ZM46 224V225H45ZM48 224V225H47ZM51 224H52V228H55L52 229L51 228ZM57 224V225H56ZM68 224V225H67ZM76 224V225H75ZM79 224V225H78ZM82 224V225H81ZM96 224V225H94ZM108 224H112V226L114 227V229H112L113 227H110ZM14 225V226H13ZM22 225V226H21ZM26 225V226H25ZM100 225H102L101 227H99ZM105 225V226H104ZM109 227H107V226ZM117 225V226H115ZM120 225V226H118ZM33 226V227H32ZM35 226V227H34ZM39 226V227H38ZM61 226V227H59ZM13 227V228H12ZM31 227V228H30ZM45 227V228H42ZM46 227H48L46 229ZM120 227V228H119ZM6 228V229H5ZM31 229H35V231L30 230ZM40 228V229H39ZM60 228V230H59ZM71 228H72V231H71ZM83 228V229H82ZM89 228V229H88ZM100 228V229H99ZM107 228V229H106ZM117 228V229H116ZM130 228V227H129ZM25 229V230H24ZM28 229V230H26ZM41 231V233L37 232L36 231ZM45 229V230H44ZM51 229V230H50ZM70 229V230H69ZM76 229V231H75ZM87 229V230H85ZM92 229V230H91ZM95 232H92L93 234L96 233V234H91L90 232L91 231H94ZM102 229V230H101ZM104 229V230H103ZM108 231H106V230ZM124 229V230H123ZM51 232H50V231ZM54 230V231H53ZM97 230V231H96ZM25 231V232H24ZM27 231V232H26ZM29 231V233H28ZM58 231V232H57ZM67 231V232H66ZM70 231V232H69ZM85 233H83V232ZM90 231V232H89ZM102 231V232H101ZM105 231V232H104ZM116 231V232H115ZM121 231V232H120ZM3 232V231H2ZM20 232V233H19ZM60 233L62 234V237L60 234H57V233ZM66 232V233H65ZM72 232V233H71ZM80 232V233H79ZM83 234H82V233ZM118 232V233H117ZM25 233V234H24ZM33 233V234H32ZM36 233V234H35ZM39 233V235H38ZM51 233L53 234L52 237H51ZM68 233V235H67ZM70 233V234H69ZM76 233H78L77 235H75ZM88 233V234H87ZM99 233V234H98ZM103 234V233H107V234H111V235H114L113 237H111V239L109 238V240L107 239H101L100 237V234ZM116 233V234H115ZM151 233V232H150ZM19 234V235H17ZM23 234V235H22ZM32 234V235H31ZM44 234V235H42ZM56 234H57V237H56ZM81 234V235H80ZM123 236H122V235ZM23 237H22V236ZM26 235V236H25ZM37 235V237L35 236ZM55 235V237H54ZM60 235V236H58ZM72 235V237H71ZM75 235V236H74ZM84 235V236H83ZM91 235V237H90ZM116 235V237H115ZM119 235V236H118ZM20 236V237H18ZM28 236V237H27ZM41 236V237H40ZM44 236V237H43ZM74 236V237H73ZM87 236V237H86ZM94 238H93V237ZM118 236V237H117ZM121 236V238H120ZM15 237H17L15 239ZM26 237V238H24ZM33 237L34 240L31 238ZM38 238V241L36 238ZM40 237V239H39ZM43 237V238H42ZM76 237V238H75ZM83 239H82V238ZM124 239H123V238ZM22 240H26L27 238L29 239V241H22ZM50 238H53V239H56L55 242H57V244L54 242L53 239H50ZM62 238V239H61ZM81 238V239H80ZM127 238V239H126ZM131 238V239H130ZM32 239V240H30ZM44 239V241L42 240ZM51 241H50V240ZM61 239V240H60ZM118 239V240H117ZM120 239V240H119ZM147 239V240H146ZM18 240V241H17ZM20 240V241H19ZM40 240V241H39ZM88 240V241H87ZM102 240V241H101ZM124 240V241H123ZM136 240V241H135ZM144 240V241H143ZM6 241V242H5ZM31 241V242H30ZM53 241V242H52ZM60 241V242H59ZM105 241V242H104ZM122 241V242H121ZM127 241V243H125ZM131 241V242H130ZM9 242V243H8ZM11 242V244H10ZM16 242V243H14ZM18 242V243H17ZM24 242V243H23ZM36 242V243H35ZM45 242V243H44ZM124 242V243H123ZM144 242V243H143ZM146 242V243H145ZM148 242V243H147ZM55 243V244H54ZM133 243V244H132ZM143 243L144 244V247L143 245L141 244ZM171 242H169L170 244ZM250 243V242H248ZM10 244V245H9ZM17 244V245H16ZM19 244V245H18ZM37 244V245H36ZM45 244V245H44ZM95 244V245H94ZM7 247H6V246ZM134 245V246H133ZM146 245V246H145ZM123 246V248H122ZM133 248H132V247ZM142 246V247H141ZM149 246H152V247H149ZM156 246V247H155ZM13 247V248H12ZM138 249H136V248ZM147 247V249L145 248ZM153 248L151 253H150V250L149 248ZM157 250H155V249ZM84 249V250H83ZM111 249V250H110ZM143 249V250H142ZM8 250V251H7ZM142 250V251H141ZM112 251V252H111ZM137 252V253H136ZM139 252V253H138ZM142 252V253H141ZM10 254V255H9ZM140 254V255H139ZM150 254V255H149ZM139 255V256H138ZM142 256V257H141ZM140 257V258H139ZM148 257V258H146ZM140 260H139V259ZM2 259V260H1ZM97 259V260H96ZM147 259V260H145ZM248 259V258H246ZM93 260V261H92ZM95 261V262H94ZM144 261V262H143Z\"/></svg>",
    "mask_w": 264,
    "mask_h": 264
},
{
    "label": "bare ground",
    "instance_id": "obj_2",
    "mask_svg": "<svg viewBox=\"0 0 264 264\" xmlns=\"http://www.w3.org/2000/svg\"><path fill=\"white\" fill-rule=\"evenodd\" d=\"M2 1V0H1ZM4 2H6L7 0H3ZM10 1V0H8ZM7 1V2H8ZM17 0H15L16 2ZM20 1V0H19ZM16 2L18 3L17 5H19L20 7V2ZM36 1V0H35ZM43 1V0H40ZM53 1V0H52ZM55 1V0H54ZM53 2H48L49 4L54 5ZM68 1V0H67ZM72 1V0H71ZM87 1V0H86ZM92 1V0H91ZM97 1V0H94ZM101 1V0H99ZM104 1V0H103ZM102 1V3H103ZM110 1V0H109ZM178 3V0H175ZM12 3L14 2L11 1ZM10 2V3H11ZM14 2V3H15ZM60 2V1H59ZM88 2V1H87ZM122 2H126V1H122ZM121 2V3H122ZM148 2V1H147ZM174 2V1H173ZM26 3V2H25ZM39 3V2H38ZM45 3V2H44ZM48 3H45V5H47ZM101 3V2H99ZM112 3V2H111ZM134 3V2H132ZM151 3V2H150ZM164 3V2H163ZM176 3V2H174ZM6 4V3H5ZM48 4V5H49ZM56 4H58L56 2ZM55 4V5H56ZM96 4L98 5V3L96 2ZM106 3H104L105 5ZM110 4V3H109ZM8 5L9 2H8ZM47 5V6H48ZM60 5V3H59ZM67 5V4H66ZM82 5V2H81ZM95 5V4H94ZM124 5V4H123ZM156 5V4H155ZM176 5V4H175ZM13 6H15V4H13ZM71 8L73 5H70ZM96 6V5H95ZM115 6V5H114ZM118 6V5H117ZM121 6V5H120ZM133 6V5H132ZM152 6V5H151ZM8 7V6H7ZM11 7V6H10ZM22 7V6H21ZM20 7V8H21ZM53 7V6H52ZM48 8V9H52L53 8ZM55 7V6H54ZM57 7V6H56ZM55 7V8H56ZM62 7V6H59ZM58 7V9H59ZM68 7V6H67ZM87 7V6H85ZM93 7V6H92ZM99 7V5H98ZM15 8V7H14ZM19 8V9H20ZM39 8H42L41 6ZM38 8V9H39ZM122 8V7H121ZM124 8V7H123ZM132 8V7H131ZM9 9V8H8ZM23 9V8H21ZM20 9V10H21ZM34 10V8H32ZM43 9V8H42ZM46 9V8H45ZM47 9V10H48ZM126 9V8H125ZM2 10V6L0 5V11ZM11 10L12 7H11ZM10 10V11H11ZM28 9L24 10L25 12H23V10L21 12L26 13ZM37 10V9H36ZM41 10V9H39ZM51 10V11H52ZM55 10V9H54ZM61 10V9H60ZM74 10V9H73ZM83 10V9H82ZM97 10V9H96ZM100 10V9H99ZM122 10V9H121ZM128 10V9H127ZM19 11V10H18ZM44 11V9L42 10ZM46 11V10H45ZM50 11V12H51ZM64 11V10H63ZM68 11V10H67ZM101 11V10H100ZM109 11V10H108ZM107 11V13H108ZM129 11V10H128ZM148 11V10H147ZM21 12L17 13L16 15L18 16V14L20 15ZM31 12V10L29 11ZM32 12H35L32 11ZM38 12V11H37ZM37 12L34 13L37 15ZM41 13V11H39ZM38 12V13H39ZM49 12V11H48ZM71 12V11H70ZM81 12V11H80ZM125 12V11H124ZM40 13L38 14V16L41 17ZM45 12L42 13V16H44ZM64 13V12H63ZM73 13V12H72ZM85 13V12H84ZM91 13V12H90ZM105 13V12H104ZM119 13V12H118ZM122 13V12H121ZM22 14V15H23ZM30 14V13H29ZM32 14V13H31ZM30 14V15H31ZM44 14V15H43ZM81 14V13H79ZM124 14V13H123ZM137 14V13H136ZM207 14V13H206ZM59 15V14H58ZM66 15V13H65ZM70 15V14H69ZM73 15V14H72ZM86 15V14H85ZM111 15V12H110ZM114 15V13H113ZM112 15V16H113ZM119 15V14H118ZM144 15V14H143ZM26 17H28L29 15H25ZM33 16V15H32ZM31 16V18H32ZM36 16V17H38ZM91 16V15H90ZM94 16V15H92ZM97 16V15H96ZM102 16V15H100ZM105 16V15H104ZM122 16V15H121ZM126 16V15H125ZM124 16V17H125ZM137 16V15H136ZM147 16V15H146ZM206 16V15H205ZM10 17V16H9ZM7 17V19L9 18ZM23 17V16H22ZM23 17V18H26ZM30 17V16H29ZM28 17V18H29ZM61 17V16H60ZM72 17V16H70ZM78 17V15L76 16ZM130 17V16H129ZM132 17V16H131ZM13 18V17H11ZM18 18V17H17ZM26 18V19H28ZM39 18V17H38ZM66 18V16H65ZM68 18V17H67ZM79 18V17H78ZM93 18V17H92ZM102 18V17H101ZM106 18V17H105ZM109 18V17H108ZM115 18V17H114ZM118 18V17H116ZM115 18V19H116ZM127 18V17H126ZM135 18V17H134ZM144 18V17H143ZM35 19V18H33ZM37 19V18H36ZM85 19V18H84ZM120 19V17L118 18ZM138 19V18H137ZM140 19V18H139ZM149 19L147 20V22L144 24V27L146 28L145 31H147L148 33H150V29L148 26L153 25L152 30L156 33V36L153 37V41L157 42L155 43L157 46H159L158 44H160L159 47L161 48V53L164 55L167 52V49L170 47V43L173 42L171 39H176L175 33H178L180 31V29H182L179 24L176 25L174 24V21L172 24L176 25L177 27L174 26H170V24H167L169 26L165 27L166 24L163 25L161 24L162 20L160 19H154V18H146ZM218 19V18H217ZM22 20V19H21ZM30 20V21H29ZM42 20V19H41ZM62 20V19H61ZM73 20V19H72ZM91 20V19H90ZM94 21H98V19L95 20V18L93 19ZM106 20V19H105ZM103 24H106V22L110 23V18L109 20L105 22ZM124 20V19H123ZM136 20V18H135ZM161 22H160V21ZM215 20V19H213ZM224 19H222L223 21ZM231 20V19H230ZM4 21V16L1 15L0 12V22ZM8 22H10L11 20H7ZM13 21H17V20H12ZM20 22V20H18ZM25 21L24 19L22 20V22ZM29 23L31 22V19H28ZM33 21V20H32ZM54 21V20H53ZM52 21V23H53ZM69 21V20H68ZM96 21V22H97ZM103 21V20H102ZM119 21V20H117ZM126 21V20H125ZM130 21V20H129ZM139 22V20H137ZM137 21H133L132 22H137ZM149 21V22H148ZM165 21V20H164ZM168 21V20H167ZM171 21V20H169ZM217 21V20H216ZM220 21V20H219ZM5 22V21H4ZM7 22L8 26L10 25ZM17 22V23H19ZM21 22V23H22ZM37 22V21H36ZM39 22L41 23L42 21ZM38 22V23H39ZM63 22V21H62ZM73 22V21H72ZM101 22V21H100ZM112 24H113V20H111ZM124 22V21H123ZM131 22V23H132ZM137 22V23H138ZM225 22V21H224ZM229 22V21H228ZM6 23V22H5ZM11 23V22H10ZM15 23V22H14ZM43 23V22H42ZM85 23V22H84ZM94 23V22H93ZM129 23V22H127ZM166 23V22H165ZM170 23V22H168ZM179 23V22H178ZM221 24V22H218ZM231 24V22H229ZM228 23V24H229ZM88 24H90L88 22ZM97 24V23H96ZM95 24V25H96ZM100 24L99 25H103ZM108 24V28L106 25H103L102 27L107 28V30L113 28L111 25V28L109 27ZM126 24V23H125ZM130 24V23H129ZM182 24V23H181ZM229 24V25H230ZM12 25V24H11ZM16 27V23L13 24ZM31 24H29L30 26ZM41 25V24H40ZM65 25V24H64ZM63 25V26H64ZM79 25V24H78ZM86 25V24H84ZM92 25V24H91ZM132 25V24H131ZM142 25V24H141ZM17 26H19L17 24ZM76 25L73 26V30H76ZM93 26V25H92ZM134 26V24H133ZM233 26V25H232ZM11 27V26H10ZM32 27V26H31ZM30 27V28H31ZM39 27V26H38ZM72 27V26H71ZM88 27V26H86ZM95 27V26H94ZM115 27V26H114ZM125 27V26H124ZM130 28H132V26H128ZM128 27H126L125 29H127ZM143 27V28H144ZM169 27H171L173 30L170 31ZM228 27V26H226ZM13 28V27H12ZM19 29L20 26L18 27ZM68 28H70L68 26ZM144 28V29H145ZM231 28V26H230ZM229 28V29H230ZM3 29V28H2ZM33 29V28H32ZM31 29V30H32ZM90 29V28H88ZM102 29V28H101ZM200 29V28H199ZM202 29V28H201ZM224 29V28H223ZM234 29V28H233ZM16 30V29H14ZM36 30V29H35ZM63 30V29H62ZM73 30H71L73 32ZM114 30V29H111ZM116 30V29H115ZM124 30V29H123ZM128 30V29H127ZM133 30V29H130ZM236 30V29H235ZM69 31V30H68ZM85 31V30H84ZM90 31V30H89ZM99 31V30H98ZM97 31V32H98ZM125 31V30H124ZM152 31V32H153ZM222 31V30H221ZM16 32H18L16 30ZM53 32V31H52ZM61 32V31H60ZM88 32V31H87ZM100 32V31H99ZM105 32V31H104ZM128 32V31H127ZM236 32V31H235ZM1 33V32H0ZM4 33V32H3ZM39 33V32H38ZM65 33V32H64ZM69 33V32H68ZM81 33V32H80ZM92 33V32H91ZM132 33V32H131ZM135 33V32H134ZM145 33V32H144ZM196 33V32H194ZM20 34V33H19ZM32 34V33H31ZM30 34V36H31ZM98 34V33H97ZM104 34V33H103ZM120 34V33H119ZM152 34V33H151ZM150 34V35H151ZM23 35V32H22ZM45 35V34H44ZM73 35V34H72ZM84 35V34H83ZM92 35V34H91ZM115 35V34H114ZM121 35V34H120ZM147 35V33H146ZM146 35H142V40L143 37H146ZM154 35V34H153ZM177 35V34H176ZM38 36V35H37ZM41 36V35H40ZM48 36V35H47ZM51 36V35H50ZM90 36V35H89ZM97 36V35H96ZM99 36V35H98ZM101 36V35H100ZM105 36V35H104ZM117 36V35H116ZM130 36V35H129ZM172 36L174 38H172ZM179 36V33H178ZM192 36V35H191ZM194 36V35H193ZM12 37V36H10ZM8 37V38H10ZM20 37V36H19ZM18 37V38H19ZM33 37V36H32ZM31 37V38H32ZM45 37V36H44ZM56 37V36H51ZM60 37V36H59ZM58 37V38H59ZM85 37V36H84ZM94 37V36H92ZM118 37V36H117ZM126 37V36H125ZM4 38V36H3ZM21 38V37H20ZM24 38V37H23ZM47 38V37H46ZM63 38V37H62ZM64 38H67L64 36ZM80 38V37H79ZM131 38V37H130ZM135 38V37H134ZM151 38V37H150ZM262 38V36L260 37ZM12 39V38H11ZM10 39V41H12ZM35 39V38H34ZM34 39H32L29 42H27L28 44L34 45L37 41H39L40 39L38 38V40L35 42ZM42 39V38H41ZM57 39V37H56ZM70 39V38H69ZM72 39V38H71ZM70 39V40H71ZM74 39V38H73ZM138 39V37L136 38ZM190 39V38H189ZM228 39V38H227ZM16 40V39H14ZM21 40V39H20ZM19 39H17L14 42H10L13 43V45L15 44L16 47H20L18 45H21ZM46 40V39H45ZM51 40V39H49ZM53 40V39H52ZM64 40V39H63ZM81 40V39H79ZM79 40L76 39L77 43H79ZM85 40V39H84ZM91 40V39H90ZM94 40V39H93ZM111 40V39H110ZM125 40V39H124ZM141 40V41H142ZM183 40V39H182ZM8 41V39H7ZM42 41V40H41ZM40 41V42H41ZM44 41V40H43ZM54 41V40H53ZM56 41V40H55ZM54 41V42H55ZM58 42H60L59 40H57ZM56 41V42H57ZM66 40L64 43L65 46L67 44ZM75 41V42H76ZM102 41V40H101ZM121 41V40H120ZM123 41V40H122ZM138 41V40H137ZM140 41V40H139ZM148 40H145V42ZM171 41V42H170ZM185 41V39H184ZM39 42V44H40ZM51 42V41H49ZM64 42V41H62ZM72 42V41H71ZM70 42V43H71ZM86 42V41H85ZM84 41L80 42L81 43H85ZM93 42V41H92ZM91 42V43H92ZM98 42V41H97ZM100 42V41H99ZM98 42V44H99ZM126 42V41H125ZM128 42V40H127ZM133 42V41H132ZM131 42V43H132ZM149 42V41H148ZM175 42V41H174ZM181 42V41H180ZM187 42V40L185 41ZM6 43V42H5ZM20 43V44H17ZM24 43V42H23ZM38 43V42H37ZM36 43V44H37ZM52 43V42H51ZM109 43V42H108ZM113 43V42H112ZM137 43V42H136ZM143 43V42H142ZM152 43V42H151ZM178 43V42H177ZM184 43V42H183ZM17 44V45H16ZM43 46L47 45V43H41ZM40 44V45H41ZM50 44V43H49ZM44 47H50L52 44ZM58 48L60 50H58V54H60L59 52L62 51H66L68 53L66 47H64L65 49ZM69 44V42H68ZM74 43H72L71 45H73ZM86 44V43H85ZM85 44H81V46L84 47ZM130 44V43H129ZM125 44L128 45V48L130 45L132 44ZM145 44V43H144ZM170 44V45H169ZM176 44V43H175ZM185 44V43H184ZM12 45V46H13ZM30 45V46H31ZM59 46L57 44L54 43V46ZM70 45V44H69ZM78 45V44H77ZM76 45V46H77ZM93 45V43H92ZM101 45V44H100ZM103 45H106L105 43H103ZM115 45V44H114ZM146 45V44H145ZM187 45V43H186ZM198 45V44H197ZM22 46V45H21ZM38 46V44H37ZM53 46V45H52ZM51 46V47H52ZM55 46V47H56ZM74 46V45H73ZM72 46V47H73ZM76 46L74 47L75 49ZM89 46V45H86ZM85 46V47H86ZM97 47V45H95ZM99 46V45H98ZM102 46V45H101ZM120 46V45H118ZM117 46V47H118ZM122 46V44H121ZM120 46V47H121ZM138 46V45H137ZM141 46V45H140ZM178 46V45H177ZM180 46V45H179ZM32 47V46H31ZM41 48V50L44 52L45 54V49L46 48ZM54 47V48H55ZM56 49L54 50H57ZM79 47V50L80 46ZM100 47V46H99ZM98 47V48H99ZM103 47V46H102ZM106 47V46H105ZM104 47V48H105ZM116 47V48H117ZM124 47V46H123ZM134 47V46H133ZM144 47V45H143ZM142 47V48H143ZM186 47V46H185ZM2 48V47H1ZM97 48V49H98ZM115 48V49H116ZM176 48V46H175ZM179 49L181 47H178ZM3 49V48H2ZM10 50L12 48H9ZM18 49V48H17ZM29 46H28V50H29ZM50 52V48H48ZM69 49V47H68ZM71 50L73 48H70ZM102 49V48H101ZM107 49V48H106ZM130 49H132V47H130ZM140 49V48H139ZM148 49V48H147ZM153 49V48H152ZM187 49V48H186ZM1 50V49H0ZM19 50V49H18ZM27 50V49H26ZM39 50V49H38ZM78 50V51H79ZM113 50V49H112ZM119 50V49H118ZM121 50V49H120ZM151 50V49H150ZM175 50V49H173ZM172 50V52H173ZM181 50H183L181 48ZM2 51V50H1ZM8 51V50H7ZM13 51V50H11ZM10 51V52H11ZM36 51V50H35ZM40 51V50H39ZM74 52H76L73 49ZM81 51V50H80ZM108 51V50H107ZM186 51V50H185ZM29 52V51H27ZM26 52V53H27ZM31 52V50H30ZM34 52V51H33ZM31 52V54L33 53ZM38 52V51H37ZM41 52V51H40ZM39 52V53H40ZM42 52V53H43ZM65 52V53H66ZM73 52V53H74ZM87 52V51H86ZM85 52V53H86ZM96 52V51H95ZM95 52H91L92 54H96ZM99 52V50L97 51ZM106 52V51H105ZM103 52V54L105 53ZM109 52V51H108ZM152 52V51H151ZM182 52V51H181ZM2 53V52H1ZM0 53V54H1ZM14 53V52H13ZM23 53V52H22ZM52 56L53 52H50ZM56 54V51L54 52ZM66 53V54H67ZM70 53V52H69ZM68 53V54H69ZM73 53L71 54V56L73 55ZM111 53V52H110ZM114 53V52H113ZM122 53V52H121ZM176 53V52H175ZM178 53V52H177ZM185 53V52H183ZM191 53V52H190ZM3 54V53H2ZM36 54V52H35ZM41 54V53H40ZM53 54V55H55ZM77 54V53H76ZM82 54V53H81ZM87 54V53H86ZM119 54V53H118ZM136 54V53H135ZM153 54V53H152ZM171 54V53H169ZM173 54V53H172ZM180 54V52L178 53ZM199 54V53H198ZM255 54V53H253ZM10 55V53H9ZM16 55V54H15ZM23 57V54H21ZM20 55V56H21ZM28 55V54H27ZM34 55V53H33ZM42 55V54H41ZM48 55H46L48 57ZM57 55V54H56ZM62 55V53H61ZM65 55V54H64ZM63 55V56H64ZM85 55V54H82ZM89 54H87L86 57H88ZM100 55V54H99ZM114 55V54H113ZM112 55V56H113ZM117 55V54H116ZM133 55V54H132ZM139 55V54H138ZM167 55V54H166ZM182 55V54H180ZM179 55V56H180ZM189 55V54H188ZM192 55V54H191ZM1 56V55H0ZM5 56V55H4ZM25 56V55H24ZM31 56V55H28ZM37 56L34 55V57ZM45 56V57H46ZM68 56V55H67ZM74 56L76 57V55L74 54ZM78 58L80 57V55H77ZM107 56V53H106ZM105 56V57H106ZM110 56V55H109ZM145 56V53H144ZM143 56V57H144ZM154 56V55H153ZM183 56V55H182ZM185 56V55H184ZM183 56V58H184ZM187 56V55H186ZM196 56V55H195ZM200 56H202L200 54ZM2 57V56H1ZM11 57V56H10ZM14 57V56H13ZM12 57V58H13ZM57 57V56H56ZM54 57L53 60L56 58ZM66 57V55L64 56ZM70 58V56H68ZM67 57V58H68ZM72 56V58H75ZM85 57V56H84ZM103 57V56H102ZM108 57V56H107ZM117 57V56H116ZM124 57V56H123ZM128 57H131L128 55ZM150 57V55H149ZM156 57V56H155ZM181 57V56H180ZM188 57V56H187ZM246 57V56H245ZM3 58V57H2ZM9 58V56H8ZM10 58V59H12ZM32 57H30L31 59ZM60 58V57H59ZM63 62H65L64 64L67 65L66 61L70 60V59H63V57H61ZM60 58V59H61ZM82 58V57H81ZM118 58V57H117ZM116 58V59H117ZM126 58V57H125ZM140 58V57H139ZM178 60L180 59L179 57H177ZM190 58V56L188 57V59ZM199 58V57H198ZM16 59V58H14ZM24 59V57H23ZM27 59V56L26 58ZM48 59V58H47ZM77 59V58H76ZM88 59V58H87ZM107 59V58H106ZM109 59V57H108ZM144 58H142L143 60ZM147 59V57H146ZM163 59V57H162ZM194 59V58H193ZM201 59V58H200ZM1 60L4 59H0V62H2ZM5 60L8 62V60L6 59L5 56ZM13 60V59H12ZM12 60H10L12 62ZM33 60V58H32ZM31 60V61H32ZM46 60V59H45ZM58 60V59H57ZM66 60V61H65ZM75 60V59H74ZM74 60H71L75 62ZM85 59H82L81 61L84 62ZM114 60V58H113ZM112 60V62H113ZM135 60V59H134ZM133 60V61H134ZM149 60V59H148ZM173 60V59H172ZM175 60V59H174ZM185 60V59H184ZM197 60V59H196ZM205 60V59H203ZM20 61H22L20 59ZM25 61V60H24ZM28 61V60H26ZM59 61V60H58ZM102 61V60H101ZM105 60H103L102 62H104ZM119 61V60H118ZM117 61V62H118ZM141 61V59H140ZM177 61V60H176ZM6 62V63H7ZM23 62V61H22ZM55 62V60H54ZM61 61H59L58 63H60ZM80 62V61H79ZM87 62V61H85ZM91 62V61H90ZM89 62V64H90ZM107 62V61H105ZM120 62V61H119ZM142 62V61H141ZM147 62V61H146ZM158 62V61H157ZM155 62V63H157ZM175 62V61H174ZM181 62V61H180ZM183 62V59H182ZM200 62V61H199ZM5 63V65H6ZM10 63V62H9ZM15 63V62H14ZM17 63V62H16ZM32 63V62H31ZM49 63V62H48ZM88 63V62H87ZM92 63V62H91ZM129 63V62H128ZM134 63V62H133ZM139 63V62H138ZM144 63V62H143ZM2 64V63H1ZM0 64V65H1ZM12 64V63H10ZM93 64V63H92ZM146 64V63H145ZM144 64V65H145ZM158 64V63H157ZM169 64V63H168ZM181 64V63H180ZM199 64V63H198ZM201 64V63H200ZM9 65V64H8ZM14 65V64H13ZM26 65V64H25ZM59 65V64H58ZM63 65V63H62ZM70 65V64H69ZM68 65V66H69ZM72 65V64H71ZM105 65H107V63H105ZM109 65V63H108ZM160 65V64H159ZM164 65V64H163ZM219 65V64H218ZM238 65V64H237ZM3 66V65H2ZM7 66V65H6ZM5 66V67H6ZM19 66V64L17 65ZM32 66V65H31ZM123 66V65H122ZM125 66V65H124ZM130 66V64H129ZM127 65V67H129ZM134 66L135 63H134ZM140 66V65H139ZM143 66V65H141ZM146 66V65H145ZM149 66V65H148ZM158 66V65H157ZM1 67V66H0ZM12 67V66H11ZM11 73H12V69L11 68ZM16 67V64L14 65V68ZM53 67V66H52ZM51 67V69H52ZM62 67V66H61ZM108 67V66H106ZM115 67V66H114ZM119 67V65L117 66ZM137 67V66H136ZM154 67V66H153ZM170 67V66H168ZM178 67V66H177ZM217 67V66H216ZM219 67V66H218ZM4 68V67H3ZM60 68V66H59ZM69 68V67H68ZM124 68V67H122ZM141 68V67H140ZM144 68H147L144 67ZM163 68V66H162ZM167 68V67H166ZM185 68V67H184ZM212 68V67H211ZM1 69V68H0ZM17 69V68H15ZM15 69L13 71H15ZM32 69V68H31ZM55 69V68H54ZM57 69V67H56ZM64 69V68H63ZM62 69V70H63ZM109 69V68H106ZM115 69V68H114ZM120 69V68H119ZM135 68H133L134 70ZM137 69V68H136ZM149 69V68H148ZM152 69V67H151ZM187 69V68H186ZM242 69V68H241ZM264 69V68H263ZM5 70V69H4ZM74 70V69H73ZM94 70V68H93ZM100 71V69H97V71ZM121 70V69H120ZM125 70V69H124ZM128 70V69H127ZM164 70V69H162ZM161 70V71H162ZM169 70V68H168ZM10 71V70H9ZM19 71V70H18ZM21 71V70H20ZM52 71V70H51ZM59 71V70H58ZM66 71V70H65ZM110 71V70H108ZM123 71V70H122ZM130 71V69H129ZM146 71V70H143ZM158 71V70H157ZM171 71V70H170ZM178 71V70H177ZM34 72V71H32ZM45 73V71H43ZM48 72V71H47ZM53 72V71H52ZM113 72V70H112ZM112 72H109L110 74ZM117 72V71H116ZM124 72V71H123ZM142 72V71H141ZM147 72V71H146ZM160 72V70H159ZM158 72V73H159ZM166 72V71H165ZM164 72V73H165ZM2 73V72H1ZM5 73V72H4ZM3 73V74H4ZM96 73V70H95ZM98 73V72H97ZM118 73V72H117ZM121 73V72H120ZM138 70H137V74H138ZM145 73V72H144ZM154 73V72H153ZM168 73V72H167ZM166 73V75H167ZM2 74V75H3ZM13 74V73H12ZM22 74V73H21ZM49 74V73H48ZM61 74V73H60ZM126 74V72H125ZM124 74V75H125ZM140 74V73H139ZM151 74V73H150ZM156 74V73H155ZM163 74V72H162ZM20 75V74H19ZM43 75V74H42ZM66 75V74H64ZM119 74H117L118 76ZM128 75V74H127ZM130 75V74H129ZM142 75V74H141ZM170 75V74H168ZM252 75V74H251ZM255 75V74H254ZM253 75V76H254ZM261 75V74H260ZM259 75V77H260ZM5 76V75H4ZM3 76V77H4ZM9 76L8 78H6V81L0 77V116L1 114H5V107L8 105H6L4 107V104H9V102L11 101H15L14 98L12 97L13 94L15 96V93L18 91L16 88L17 87H21V86H26L23 85V79L21 81V78L18 77H12L11 75H7ZM23 76V75H22ZM47 76V74H46ZM68 76V75H67ZM73 76V75H72ZM148 76V75H147ZM165 76V75H163ZM252 76V77H253ZM257 76V75H256ZM255 76V79H256ZM6 77V76H5ZM42 77V76H41ZM51 77V76H50ZM59 77V76H58ZM109 77V76H108ZM122 77V75H121ZM127 77V76H126ZM171 77V76H170ZM169 77V78H170ZM173 77V76H172ZM196 77V76H195ZM258 77V80H259ZM264 77V76H263ZM74 78V77H72ZM110 78V77H109ZM166 78V77H165ZM168 78V77H167ZM166 78V79H167ZM168 78V80H169ZM200 78V77H199ZM198 78V79H199ZM202 78V77H201ZM248 78V77H247ZM76 79V78H75ZM125 79V77H124ZM129 79V78H128ZM131 79V78H130ZM140 79V78H139ZM143 79V77H142ZM145 79V78H144ZM173 79V78H172ZM192 79V77H191ZM206 79V78H205ZM246 79V78H245ZM11 80H15V81H20L22 84H20V82L15 83L12 82ZM42 80V79H41ZM56 80V79H55ZM59 80V79H58ZM66 81V79H64ZM68 80V79H67ZM72 80V79H71ZM123 80V79H122ZM141 80V79H140ZM139 80V81H140ZM254 80V79H253ZM252 80V81H253ZM36 81V80H35ZM50 81V79H49ZM60 81V80H59ZM75 81V80H74ZM147 81V80H146ZM150 81V80H149ZM176 81V80H174ZM195 81V79H194ZM193 81V83H194ZM200 81V80H198ZM207 81V80H206ZM212 81V80H211ZM218 81V80H217ZM247 81V80H246ZM257 81V80H255ZM262 81V80H261ZM32 82V81H31ZM34 82V81H33ZM43 82V81H42ZM51 82V81H50ZM55 82V81H54ZM63 82V81H62ZM67 82V81H66ZM128 82V80H127ZM130 82V81H129ZM134 82V81H133ZM142 82V81H141ZM140 82V83H141ZM187 82V81H186ZM203 83H206L204 81H201ZM28 82H25V84ZM38 83V82H37ZM46 83V80H45ZM59 83V82H58ZM117 83V82H116ZM138 83V82H137ZM146 83V82H145ZM154 83V82H153ZM171 83V80H170ZM174 83V82H172ZM183 83V82H182ZM189 83V82H188ZM197 83V82H195ZM199 83V82H198ZM208 83H210L208 81ZM223 83V82H221ZM228 83V82H226ZM224 83V84H226ZM252 83V82H251ZM30 84V83H28ZM32 85L25 87L27 88V90H40L43 89L42 87L44 86H39L35 83H31ZM40 84V83H38ZM43 84V83H42ZM41 84V85H42ZM60 84V83H59ZM68 84V83H67ZM93 84V83H92ZM130 83H128L129 85ZM136 84V83H135ZM177 84V83H176ZM173 84V85H176ZM181 84V82H180ZM186 84V83H185ZM220 84V83H219ZM218 84V85H219ZM239 84L240 81H239ZM51 85V84H50ZM139 85V83H138ZM144 85V84H143ZM148 85L145 84V86ZM154 87L155 84H153ZM152 85V86H153ZM178 85V84H177ZM183 85V84H182ZM198 85V84H197ZM201 85V84H199ZM207 85V84H206ZM211 85V86H210ZM209 86V90L212 91V93H210V95L207 94H201L203 92H199L200 95L198 96V100L201 103H206V104H210L209 107L206 110H202L199 109V107L195 108V106L193 107L194 110L198 109L197 111L195 110L194 112L191 111V107L193 105H190L191 107L188 108V106H186V108L183 109H174V112L176 113H172L171 109L167 108V107H163L161 106V109L164 111L165 113H163L164 115H168L170 114V112L172 114H176V116L174 115L173 117H170V121L169 122H165V123H160V124H154L152 123L154 121V119L156 118V116H154V112L157 113L155 107L153 109H155L154 111L152 110V108L149 106V103L146 98H143L139 101L141 105V103L143 104H148L149 108H147L148 106H145L147 109L150 110V112H141L142 116L140 117V112H138V110L136 112H133L134 114L131 113L130 108L132 109L133 107H129L128 105L130 103H132V101L128 104L127 102H129V100L131 99H136V98H126L127 101L125 104V109L124 112L122 111H118L119 113L122 112V115H117L114 114L116 111L114 110V113L106 111L103 112V116L106 114V119H104V124L106 122H112L114 123V121L116 122H121V120L123 121L121 124L122 128L120 130H126L125 132H121L122 136L121 138H119V141H115L113 139H107L105 138L102 134L100 135V133L98 132L96 135H92V137H89V139H85L82 138L80 135H69V133L67 132V130L69 128L72 127V122L71 120H68V118L72 116H69L67 114L61 113V112H56L55 109H52V113L50 114V117H52L53 119H55L53 116V114H57L59 117H61L63 120L60 123H55V126H58L59 128L63 129V130H56V133H60L56 136H54V139L57 138L58 140V144L56 145L54 143L53 146H44L40 148V145H42L39 142L34 143L33 141H31V145L27 144L24 141H20L18 140L19 136L16 134L17 136H15L13 133L10 134H6L8 132H4L0 129V212L2 211L3 214L2 217L3 220L5 221L3 223H0V235L2 236L3 239L7 240V237L9 239V237H13L16 234H13V236H9L8 232L6 230H4L3 227H5L6 225H11L12 223H14V221L19 220L20 218H22L24 216H22L21 213L25 212V213H30L27 209L28 212L24 211L26 207H31V213H39V210H42L41 213L45 212L46 210H43L42 207V203H47L50 204L51 202L49 201L50 198L52 199V194L49 195V193H55L56 191L60 190V191H64L65 193L68 194H73L74 196H78L80 199H82L78 204L79 205H83V207L85 206H90L92 207V204H90L91 202H89L88 198H84L85 194H83L84 190H88V196H95L98 195V197L95 198V200H100L99 203V207H97L98 211L103 213L105 211H113L115 210L116 212H119L121 214L125 213L126 215H122L125 219H123L124 221V225L122 224L121 227L126 229V237L127 236H132L134 237L133 239L136 238V240L141 239L142 237H148V239H150V244L152 243H162L163 247L161 248L160 253H157L155 255H152V257L150 259H145L147 261V264H264V90H260L256 91L258 93H254L253 94V90L250 89L249 87H247L248 89H250V93L248 90V93L246 94L247 97L246 102L242 103L240 102L241 100H243V98H241L240 101L238 100H233L231 95L230 97H228V90L230 87H228V89H224V85L222 87H218L215 83V81H212L211 84ZM61 86V85H60ZM65 86V85H64ZM82 86V85H81ZM96 86V85H95ZM130 86V85H129ZM136 86V85H135ZM141 86V85H140ZM144 86V87H145ZM159 86V85H158ZM193 86V85H191ZM195 86V85H194ZM204 86V85H202ZM220 86V85H219ZM240 86V85H239ZM242 86V85H241ZM53 87V86H52ZM51 87V88H52ZM70 87V86H69ZM75 87V86H74ZM86 87V86H85ZM84 87V88H85ZM98 87V86H96ZM132 87V86H131ZM139 87V86H137ZM143 87V88H144ZM177 87V86H176ZM180 87V86H179ZM178 87V88H179ZM197 87V86H196ZM227 87V86H226ZM244 87V85H243ZM254 87V86H253ZM13 88V89H12ZM61 88V87H58ZM68 88V87H67ZM65 88V89H67ZM92 88V87H90ZM129 88V87H128ZM151 88V87H148ZM192 88V87H191ZM199 88V87H198ZM197 90H200V88ZM202 88V87H201ZM208 88V87H207ZM238 88V87H237ZM252 88V85H251ZM15 89V90H14ZM81 89V88H79ZM104 89H106L104 87ZM146 89V88H145ZM181 89V87L179 88ZM185 89V88H184ZM190 89V88H189ZM193 89V88H192ZM204 89H206L204 87ZM240 89V88H239ZM260 89V88H258ZM20 90V89H19ZM85 90V89H84ZM137 90L142 91V88L139 87L137 88ZM149 89H146V91ZM152 90V89H151ZM191 90V89H190ZM207 90V89H206ZM231 90H233L231 88ZM241 90V89H240ZM73 90H66L64 91L65 93H62L60 95L61 102L67 103H71L73 104V101L75 100V97L77 98L78 94L73 96L71 95ZM75 91V90H74ZM153 91V90H152ZM184 91V90H183ZM189 91V90H188ZM202 91V90H201ZM205 91V90H204ZM243 91V90H242ZM245 91V90H244ZM252 91V93H251ZM20 92V91H18ZM93 92V91H92ZM113 92V91H112ZM138 92V91H137ZM181 92V91H180ZM241 92V91H240ZM30 94V92H27ZM33 93V92H32ZM41 93V94H40ZM38 93L40 96H42V92ZM54 93V92H53ZM59 93V92H58ZM91 93V92H90ZM110 93V92H109ZM108 93V94H109ZM125 93V92H124ZM145 93V91L143 92V94ZM154 93V92H153ZM182 93V92H181ZM189 93V92H188ZM193 93V92H192ZM246 93V92H245ZM21 94V93H20ZM35 94V93H34ZM37 93L35 95H38ZM45 94V92H44ZM101 94V93H100ZM141 94V93H140ZM148 94V93H146ZM155 94V93H154ZM243 94V93H242ZM48 95V94H47ZM56 95V94H55ZM122 95V94H121ZM130 95V94H129ZM192 95V94H191ZM189 95V97L191 96ZM236 95V94H235ZM46 96V95H45ZM54 96V95H53ZM52 96V98H53ZM57 96V95H56ZM55 96V97H56ZM63 96V97H62ZM83 98H86L85 95H82ZM79 94V97H82ZM108 96V95H107ZM237 96V95H236ZM20 97V96H19ZM28 97V96H27ZM38 97V96H37ZM47 97V96H46ZM59 97V96H58ZM89 97V95H88ZM91 97V96H90ZM89 97V98H90ZM94 98L90 99V104L92 102H95L96 97L93 96ZM148 97V96H147ZM239 97V96H237ZM39 98V97H38ZM44 98V97H43ZM115 98V97H114ZM113 98V99H114ZM81 99V98H80ZM80 99L77 100L80 101ZM98 99V97H97ZM96 99V100H97ZM101 98H99L100 100ZM109 99V98H108ZM108 99H105V102H107ZM120 99V98H117ZM191 99V98H190ZM26 100V99H25ZM31 100V99H30ZM46 100V99H45ZM73 100V101H71ZM89 100V99H88ZM102 100V99H101ZM100 100V101H101ZM110 100V99H109ZM112 100V99H111ZM116 100V98H115ZM138 101V99H136ZM18 101V100H17ZM21 101V100H20ZM54 101V100H53ZM52 101V102H53ZM76 101V100H75ZM81 101H83V99H81ZM85 101V102H84ZM84 105L87 102V99L84 100ZM123 101V99L121 100ZM136 101V103H137ZM196 101V100H195ZM43 102V101H42ZM83 102H77V103H83ZM97 102L99 103V101L97 100ZM103 102V101H102ZM100 102V103H102ZM117 102H119V100H117ZM156 102V101H154ZM158 102V101H157ZM17 103L16 101L14 102ZM24 103V102H23ZM60 103V101H59ZM75 103V102H74ZM97 103V104H98ZM113 103V102H111ZM120 103V102H119ZM125 103V102H124ZM135 103V102H134ZM139 103V102H138ZM230 103V104H229ZM11 104V103H10ZM9 104V105H10ZM57 104H58V100H57ZM61 104V103H60ZM88 105V102L86 103ZM89 104V107L92 106ZM93 104V103H92ZM115 104V103H114ZM121 104V103H120ZM128 104V105H127ZM142 104V105H143ZM13 106V102L11 104ZM17 105V104H16ZM15 105V106H16ZM31 105V104H30ZM43 105V104H42ZM69 105V104H68ZM70 105V107L72 106ZM76 105V104H75ZM83 105V104H81ZM86 105V106H87ZM94 105H96V103H94ZM99 105V104H98ZM101 105V104H100ZM104 105V104H103ZM107 105H109L107 103ZM123 105V104H121ZM132 105H136V104H132ZM184 105V104H183ZM11 106V107H12ZM14 106V107H15ZM21 106V105H18ZM18 106L16 108V110L18 109ZM27 106V105H26ZM44 106V105H43ZM53 106V105H52ZM51 106V107H52ZM80 106V105H79ZM106 106V105H105ZM111 106V104L109 105V107ZM115 105H113L114 107ZM131 106V104H130ZM137 105V107H139ZM178 106V105H177ZM199 106V105H198ZM206 106V105H205ZM4 107V108H3ZM10 107V109H12ZM32 107V106H31ZM97 107V106H96ZM108 107V108H109ZM112 107V108H113ZM119 110V106H117ZM121 107V106H120ZM158 107V106H157ZM172 107V106H171ZM175 107V106H174ZM173 107V108H174ZM53 108V107H52ZM66 108V107H65ZM90 108V109H91ZM95 108V107H94ZM100 108V107H99ZM102 108V107H101ZM115 108V107H114ZM144 108V107H143ZM159 108V107H158ZM157 108V109H158ZM181 108V106H180ZM201 108V107H200ZM9 109V107H8ZM9 109V111H10ZM15 109V108H13ZM24 109V108H22ZM20 108V111L22 110ZM43 109V108H42ZM41 109V110H42ZM57 109H59V107H57ZM89 109V110H90ZM116 109V108H115ZM138 109V108H137ZM146 109V110H147ZM190 109V110H188ZM205 109V107L203 108ZM7 110V109H6ZM15 110V111H16ZM19 110V109H18ZM28 110V109H27ZM38 111V109H36ZM60 110V109H59ZM88 110V109H87ZM96 110V108H95ZM94 110V111H95ZM103 110V109H102ZM112 110V109H111ZM121 110V109H120ZM142 110V109H140ZM145 110V111H146ZM152 110V111H151ZM193 110V109H192ZM14 111V110H13ZM26 111V110H25ZM44 111V110H43ZM63 111V110H61ZM71 111V110H70ZM91 111L93 112V109H91ZM97 111H101L97 108ZM105 111V110H104ZM135 111V110H134ZM198 111H203V112H208L211 115L207 117H205L206 115H198L197 112ZM12 112V110H11ZM42 112V111H41ZM46 114L47 112L44 111ZM73 112V110H72ZM77 112V111H76ZM90 113L89 115L93 114ZM159 112V111H158ZM13 113V112H12ZM20 112H17L18 117H21V113L19 115ZM27 113V112H26ZM31 113V111H30ZM33 113V112H32ZM37 113V112H36ZM34 113V114H36ZM40 113V112H39ZM82 113V112H81ZM87 113V112H85ZM113 118L111 117V114ZM196 113V114H195ZM200 113V112H199ZM11 114V113H10ZM15 114V113H14ZM15 114V116L17 115ZM42 114V113H41ZM100 113L98 112L97 114L94 115V118L96 115H99ZM132 114V116H131ZM158 114V113H157ZM202 114V113H201ZM38 115V114H37ZM84 115V114H83ZM102 115V112L101 114ZM160 115V113H159ZM43 116H45L46 119V115L43 114ZM102 116V117H103ZM169 116V115H168ZM2 117V116H1ZM13 117V115H12ZM18 117H13V119L9 120L7 118L8 121H6V123H8L10 126L13 125V122H16L17 119L19 121L20 118ZM31 117L33 118V116L31 115ZM91 118V116H88ZM97 117V116H96ZM105 117V116H104ZM112 119H111V118ZM160 117V116H159ZM158 117V118H159ZM165 117V116H162ZM34 118L36 119L37 122H41L42 121H46L43 120V118H38V116L34 115ZM51 118V119H52ZM57 118V117H56ZM75 118V117H74ZM73 118V119H74ZM93 118V116H92ZM89 121L91 124V121L95 120L93 118V120ZM121 118V119H120ZM140 118V119H139ZM16 119V121H14ZM25 119H28L25 118ZM34 119V120H35ZM48 119L49 115H48ZM52 119V120H53ZM78 119V118H76ZM98 119V117H97ZM96 119V120H97ZM99 119L101 120V118L99 117ZM111 119V121H110ZM115 119V120H114ZM167 119V118H166ZM169 119V118H168ZM187 120V122H185L184 120ZM23 120V119H22ZM29 120V119H28ZM26 120V122L28 121ZM33 120V119H32ZM59 120V119H58ZM89 119H87L88 122ZM120 120V121H119ZM192 120L194 122V124H192ZM4 121V120H2ZM18 121V122H19ZM31 121V120H30ZM29 121V122H30ZM79 121V120H78ZM84 121V120H83ZM86 121V120H85ZM84 121V122H85ZM102 121V120H101ZM184 121V122H183ZM190 121V122H188ZM32 122V121H31ZM36 122V123H37ZM75 122V121H74ZM73 122V124H75ZM81 122V121H80ZM88 122V123H89ZM99 122V120L97 121V123ZM115 122V123H116ZM156 122V121H155ZM17 123V122H16ZM28 123V122H27ZM36 123H34L36 125ZM51 123V122H50ZM94 125H99L96 124V122H93ZM103 123V122H102ZM117 123V124H118ZM157 123V122H156ZM15 124V123H14ZM40 124V123H39ZM44 124V123H43ZM88 124V126L90 125ZM116 124V127H118ZM42 125V124H41ZM49 125V124H48ZM47 126V128H49ZM78 125V124H77ZM109 124L107 123V126ZM113 126L115 124H112ZM111 124L109 125L112 126ZM87 126V127H88ZM105 126V125H104ZM1 127V126H0ZM3 127V124H2ZM1 127V128H2ZM38 127V126H37ZM44 127V126H43ZM56 127V128H58ZM77 127V126H76ZM79 127H81V125L79 124ZM85 127V126H84ZM95 127V126H92ZM91 127V128H92ZM100 127V125H99ZM125 127V129H124ZM14 128V127H12ZM18 128V127H17ZM45 128V127H44ZM54 128V127H53ZM83 128V127H82ZM89 128V129H91ZM98 128V127H96ZM106 128V127H105ZM155 128H159L160 130L158 131V129L155 130ZM16 129V128H15ZM41 129V128H40ZM46 129V128H45ZM44 129V130H45ZM86 129V128H84ZM94 128H92L91 130L93 131ZM103 129V128H101ZM114 129V128H113ZM120 129V128H119ZM43 130V131H44ZM49 130V129H48ZM72 130V128H71ZM78 130V129H77ZM90 130V131H91ZM96 130V129H95ZM99 131V129H97ZM105 130V129H104ZM108 130H111V127L108 128ZM118 130V129H117ZM85 131V130H84ZM87 131V130H86ZM106 131V130H105ZM45 132H48L47 130ZM50 132V131H49ZM53 132V131H52ZM117 132V131H116ZM117 132V133H120ZM19 133V132H18ZM44 133V132H43ZM63 133V134H62ZM92 133V132H91ZM96 133V132H95ZM107 133V132H106ZM105 133V134H106ZM111 133V132H110ZM113 133V132H112ZM115 133V132H114ZM113 133V135H115ZM126 133L131 134L134 133L133 135H126ZM47 133H45L46 135ZM64 135V136H61ZM175 134L178 136L180 135H189L187 138H179L178 136L176 137ZM91 135V134H90ZM99 135V136H98ZM112 135V134H111ZM83 136V135H82ZM119 136V135H118ZM112 137V136H111ZM5 139V141H7V144L13 143V141H15V146L14 143L12 144V147L9 148L10 146L7 148L4 146L3 143H5L3 140ZM16 138H18L16 140ZM48 138V137H47ZM118 138V137H117ZM24 139V138H23ZM28 139V138H26ZM32 139V138H31ZM52 139V138H51ZM53 139V140H54ZM16 141H18L16 143ZM53 143V142H52ZM3 144V145H1ZM50 144V143H49ZM82 144H84V146H81ZM86 144H91L93 146H105V149H102V151L100 150H96L94 151L95 153V157L97 158V165H93V163L91 164L90 162V158H89V153L90 155H93V151H87V149L85 150V148L87 147ZM88 145V146H89ZM8 146V145H7ZM18 146V148H17ZM72 146H74L73 148H71ZM86 146V147H85ZM82 150H78L79 148ZM43 148V149H42ZM76 148V149H75ZM102 148V147H101ZM70 149V150H68ZM93 149V148H92ZM100 149V148H98ZM7 150H9L11 153H8ZM8 154H7V153ZM28 152V153H27ZM102 152H105V154L101 155ZM99 153V154H98ZM98 154V156H97ZM21 156L20 159H25L27 158L26 156H28L29 158L33 157L34 160H36L35 158H39L42 161L43 164H45V161L48 160L47 163H49L50 161L55 162L56 166L55 167H60L62 169V171L58 172V177L59 178H52L49 176V174H45L43 177L38 175L30 178L28 176L22 175V174H18L14 177L12 174L7 173L8 171L10 172V167H14L16 166L17 162L19 161V157ZM18 157V159H16ZM23 157V158H22ZM94 157V158H95ZM30 158V159H31ZM93 158V159H94ZM95 158V159H96ZM12 160L13 163H11L9 160ZM94 159V160H95ZM27 160V159H26ZM25 160V162H26ZM33 160V161H34ZM32 161V159H31ZM30 161V162H31ZM24 162V160H23ZM28 162V161H27ZM37 162V160H36ZM33 163L36 164V166L38 165V163ZM40 162V161H39ZM52 162V163H53ZM19 163V162H18ZM21 163V162H20ZM41 163V162H40ZM46 163V164H47ZM95 163V162H94ZM24 164V163H22ZM27 164V163H26ZM30 164V163H29ZM42 164V165H43ZM73 164V165H72ZM91 164V165H90ZM20 165V164H19ZM50 165V164H49ZM54 165V164H53ZM93 165V166H92ZM18 166V165H17ZM24 166V165H23ZM40 166V165H38ZM37 166V168H38ZM29 167V166H28ZM28 167L26 168V166L23 169H28ZM32 167V166H31ZM35 167V165L33 166ZM51 167V166H50ZM65 167V168H64ZM70 167H73V169L77 172L80 173H84V175H86V181L87 183H80L76 178H72L70 173V176L68 175V172H66L67 168L70 171ZM15 168V167H14ZM20 168V167H19ZM30 168V167H29ZM59 168V170H61ZM13 169V168H12ZM18 169L15 168L14 170L16 171ZM22 169V168H21ZM32 169V168H31ZM39 169V168H38ZM45 170V169H44ZM53 171H57V169L53 168ZM73 170V172H74ZM13 171V170H12ZM11 171V172H12ZM14 171V172H15ZM30 170H28L29 172ZM33 171V170H32ZM39 171V170H38ZM21 172V170H20ZM19 172V173H20ZM71 172V171H70ZM26 173V172H25ZM30 173V172H29ZM52 173V172H51ZM40 174V173H39ZM55 174V173H54ZM75 174V172H74ZM35 175V174H34ZM48 175V176H47ZM53 175V173L51 174ZM56 175V174H55ZM53 175V176H55ZM57 176V175H56ZM84 177V176H83ZM43 180H46L43 182ZM35 181V182H34ZM37 183V184H35ZM82 184H85L84 187L82 186ZM43 186H48V187H52L50 188V190H44L41 189L43 188ZM136 186H141L143 188V190H138L136 188ZM151 189V190H150ZM148 190V191H147ZM166 191H170V192H165ZM34 191V192H31ZM63 192V193H64ZM62 193V194H63ZM57 194V193H55ZM54 194V195H55ZM61 194V193H60ZM59 194V195H60ZM61 194V195H62ZM67 194V195H68ZM58 195V194H57ZM70 195V196H71ZM199 195V196H198ZM202 195V196H201ZM198 197H208L209 199H213L218 201V202H224L223 204H218L219 207H210V206H204L201 202L198 201L197 199ZM50 197V198H49ZM56 197V196H55ZM64 197V196H63ZM62 197V198H63ZM46 198H49V200H45ZM61 198V199H62ZM70 197H68L69 200ZM239 198V199H238ZM59 199V198H58ZM238 199L239 201L242 200L241 205H236V204H227L225 202L230 201V202H235V200ZM74 200V199H73ZM157 201V203H155V205H153L152 203L154 201ZM165 200H169L166 201V203L164 204L163 202ZM63 201V200H62ZM66 201V200H65ZM162 201V202H161ZM237 201V200H236ZM67 202V201H66ZM76 202V201H75ZM57 203V202H56ZM98 203H94L93 205L96 207L98 205ZM247 203V205H246ZM52 205H54L53 203H51ZM59 204V203H58ZM170 204V205H168ZM20 205V207H19ZM57 205V204H56ZM56 205H54L56 207ZM68 205V204H67ZM77 205V204H73V207ZM152 205V206H151ZM183 205H187V206H192L194 205V208H196V210L194 212L190 211V210H186L188 207H184ZM246 205V206H245ZM59 206V205H58ZM204 206V207H203ZM233 206V207H232ZM241 206V208H239ZM245 206V207H244ZM19 207V209H18ZM55 207L53 209H55ZM78 208V206H76ZM75 207V208H76ZM253 207V208H252ZM59 208V207H58ZM57 208V209H58ZM64 208V207H63ZM89 208V207H88ZM242 208H245L246 210H248V212H244L241 211ZM51 209V208H50ZM56 209V210H57ZM74 209V208H72ZM79 209V208H78ZM93 209V207H92ZM96 209V208H94ZM111 209V210H110ZM55 210V211H56ZM61 210V209H60ZM66 210V209H65ZM184 213H182L181 211H185ZM178 211L176 213H172ZM217 211H223L222 213L219 214H215L217 213ZM228 211V213H227ZM48 212V211H47ZM62 212V211H61ZM74 212V211H72ZM90 212V211H89ZM114 212V211H113ZM112 212V213H113ZM181 212V213H179ZM207 212H209V215H207ZM226 212V213H224ZM32 213V214H34ZM40 213V214H41ZM59 213V211H58ZM63 213V212H62ZM67 213H69L67 211ZM88 213V212H87ZM110 213V212H109ZM213 213V214H211ZM48 216V213H46ZM73 214V213H72ZM86 214V213H85ZM118 214V213H117ZM116 214V215H117ZM242 215L241 217H239V215ZM22 216L19 218V216ZM27 215V214H26ZM29 215V214H28ZM39 215V214H38ZM45 215V214H42ZM54 215V214H52ZM51 215V216H52ZM71 215V214H70ZM107 215V214H106ZM112 215V214H110ZM34 216V215H31ZM46 216V217H47ZM65 216V215H64ZM25 219H27L29 216H24ZM38 217V216H37ZM36 217V218H37ZM54 217V216H52ZM56 217V216H55ZM54 217V218H55ZM110 217V216H108ZM117 216L113 217V221H115L114 219H117L119 217L116 218ZM45 218V217H44ZM66 219V217H64ZM63 218V219H64ZM86 218V217H85ZM107 218V217H106ZM121 218V217H120ZM30 219H32V217H30ZM35 219V216L34 218ZM40 219H42L40 217ZM49 219V218H48ZM122 219V218H121ZM1 220V219H0ZM36 220V219H35ZM33 220V221H35ZM74 220V219H73ZM88 220V219H87ZM1 221V222H2ZM40 221V220H39ZM42 221V220H41ZM40 221V223H42ZM44 221V220H43ZM47 221V220H46ZM50 221V220H49ZM75 221V220H74ZM97 221V220H96ZM121 221V220H119ZM121 221V222H123ZM26 222H28L26 220ZM59 222V221H58ZM57 222V223H58ZM113 222V225H114ZM120 222V223H121ZM33 223V222H31ZM39 222L37 221V224ZM49 223V222H47ZM85 223V220H84ZM44 224V223H43ZM61 225L63 224L60 223ZM92 224V223H91ZM116 224V223H115ZM23 225V224H22ZM21 225V226H22ZM36 225V224H35ZM46 225V224H45ZM48 225V224H47ZM55 224L53 223V226ZM57 225V224H56ZM68 225V224H67ZM72 225V223H71ZM76 225V224H75ZM79 225V224H78ZM82 225V224H81ZM93 225V224H92ZM96 225V224H94ZM110 227H113L112 224H108ZM14 226V225H13ZM26 226V225H25ZM31 226V224H30ZM37 226V225H36ZM51 224V228L53 227ZM102 225H100L99 227H101ZM105 226V225H104ZM107 226V225H106ZM117 226V225H115ZM120 226V225H118ZM33 227V226H32ZM35 227V226H34ZM39 227V226H38ZM55 227V226H54ZM61 227V226H59ZM108 227V226H107ZM130 227V228H129ZM13 228V227H12ZM31 228V227H30ZM29 228V230H30ZM42 228V227H41ZM45 228V227H43ZM42 228V229H43ZM48 227H46L47 229ZM62 228V227H61ZM109 228V227H108ZM120 228V227H119ZM6 229V228H5ZM40 229V228H39ZM55 230V228H52ZM83 229V228H82ZM89 229V228H88ZM100 229V228H99ZM107 229V228H106ZM105 229V230H106ZM114 229V227L112 228ZM117 229V228H116ZM25 230V229H24ZM28 230V229H26ZM33 230V229H31ZM30 230V232H31ZM45 230V229H44ZM51 230V229H50ZM49 230V231H50ZM53 230V231H54ZM60 230V228H59ZM70 230V229H69ZM87 230V229H85ZM92 230V229H91ZM94 230V229H93ZM102 230V229H101ZM104 230V229H103ZM124 230V229H123ZM3 231V232H2ZM35 231V229L33 230ZM37 231V229H36ZM72 231V228H71ZM76 231V229H75ZM97 231V230H96ZM108 231V230H106ZM25 232V231H24ZM27 232V231H26ZM39 232V231H37ZM51 232V231H50ZM58 232V231H57ZM56 232V233H57ZM67 232V231H66ZM65 232V233H66ZM70 232V231H69ZM83 232V231H82ZM81 232V233H82ZM90 232V231H89ZM91 231L90 233L93 234ZM99 232V231H97ZM96 232V233H97ZM102 232V231H101ZM105 232V231H104ZM116 232V231H115ZM121 232V231H120ZM151 232V233H150ZM20 233V232H19ZM29 233V231H28ZM41 233V231L39 232ZM38 233V235H39ZM72 233V232H71ZM80 233V232H79ZM84 233V232H83ZM82 233V234H83ZM94 233V234H96ZM118 233V232H117ZM25 234V233H24ZM30 234V233H29ZM33 234V233H32ZM31 234V235H32ZM36 234V233H35ZM57 234H61L57 233ZM56 234V237H57ZM70 234V233H69ZM78 233H76L75 235H77ZM85 234V233H84ZM88 234V233H87ZM93 234V235H94ZM99 234V233H98ZM116 234V233H115ZM19 235V234H17ZM23 235V234H22ZM21 235V236H22ZM44 235V234H42ZM52 233H51V237H52ZM58 235V236H60ZM68 235V233H67ZM74 235V236H75ZM81 235V234H80ZM122 235V234H121ZM26 236V235H25ZM37 237V235H35ZM73 236V237H74ZM84 236V235H83ZM114 235L111 234H107V233H101L100 237L101 239L105 240H109V238L111 239V237H113ZM119 236V235H118ZM117 236V237H118ZM123 236V235H122ZM20 237V236H18ZM23 237V236H22ZM28 237V236H27ZM35 237V238H36ZM41 237V236H40ZM39 237V239H40ZM44 237V236H43ZM42 237V238H43ZM55 237V235H54ZM64 237V236H62ZM72 237V235H71ZM87 237V236H86ZM91 237V235H90ZM93 237V236H92ZM116 237V235H115ZM17 237H15L16 239ZM26 238V237H24ZM22 238V239H24ZM33 240L34 238L31 237ZM76 238V237H75ZM82 238V237H81ZM80 238V239H81ZM84 238V237H83ZM82 238V239H83ZM94 238V237H93ZM121 238V236H120ZM123 238V237H122ZM125 238V237H124ZM123 238V239H124ZM21 239V238H20ZM21 239V240H22ZM30 239V240H32ZM38 241V238H36ZM53 239V238H50ZM49 239V240H50ZM62 239V238H61ZM60 239V240H61ZM127 239V238H126ZM131 239V238H130ZM10 240V239H9ZM27 241H29V239H26ZM25 240V241H26ZM44 241V239H42ZM54 242L56 239H53ZM101 240V241H102ZM118 240V239H117ZM120 240V239H119ZM135 240V241H136ZM147 240V239H146ZM8 241V240H7ZM11 242H13L14 240H10ZM18 241V240H17ZM20 241V240H19ZM24 241V240H22ZM24 241V242H25ZM26 241V242H27ZM35 241V240H34ZM40 241V240H39ZM51 241V240H50ZM88 241V240H87ZM124 241V240H123ZM139 241V240H138ZM142 241V239L140 240ZM139 241V243H140ZM144 241V240H143ZM6 242V241H5ZM10 242V244H11ZM23 242V243H24ZM31 242V241H30ZM53 242V241H52ZM60 242V241H59ZM105 242V241H104ZM122 242V241H121ZM131 242V241H130ZM169 242H171L169 244ZM250 242V243H248ZM9 243V242H8ZM16 243V242H14ZM18 243V242H17ZM36 243V242H35ZM45 243V242H44ZM57 244V242H55ZM54 243V244H55ZM124 243V242H123ZM127 243V241L125 242ZM144 243V242H143ZM141 243L144 247V244ZM146 243V242H145ZM148 243V242H147ZM9 244V245H10ZM133 244V243H132ZM17 245V244H16ZM19 245V244H18ZM37 245V244H36ZM45 245V244H44ZM95 245V244H94ZM6 246V245H5ZM134 246V245H133ZM146 246V245H145ZM7 247V246H6ZM132 247V246H131ZM142 247V246H141ZM152 247V246H149ZM148 247V248H149ZM156 247V246H155ZM13 248V247H12ZM123 248V246H122ZM133 248V247H132ZM136 248V247H135ZM147 249V247H145ZM138 249V248H136ZM151 248H149L150 250ZM153 249V248H152ZM150 250V253L153 250ZM155 249V248H154ZM158 249V248H157ZM155 249V250H157ZM84 250V249H83ZM111 250V249H110ZM143 250V249H142ZM141 250V251H142ZM1 251V250H0ZM8 251V250H7ZM112 252V251H111ZM154 252V251H153ZM137 253V252H136ZM139 253V252H138ZM142 253V252H141ZM152 254V253H151ZM10 255V254H9ZM140 255V254H139ZM138 255V256H139ZM150 255V254H149ZM142 257V256H141ZM140 258V257H139ZM138 258V259H139ZM148 258V257H146ZM248 258V259H246ZM2 260V259H1ZM97 260V259H96ZM140 260V259H139ZM93 261V260H92ZM95 262V261H94ZM144 262V261H143ZM140 261L137 263L139 264ZM96 264V263H95ZM145 264V263H144Z\"/></svg>",
    "mask_w": 264,
    "mask_h": 264
},
{
    "label": "water",
    "instance_id": "obj_3",
    "mask_svg": "<svg viewBox=\"0 0 264 264\" xmlns=\"http://www.w3.org/2000/svg\"><path fill=\"white\" fill-rule=\"evenodd\" d=\"M136 188L138 189V190H143V188L141 187V186H136ZM151 190V189H150ZM148 191V190H147ZM165 192H170V191H166L165 190ZM199 196V195H198ZM197 196V199H198V201L199 202H201L205 207L206 206H210V207H219V205L218 204H221L222 202H218V201H216V200H214L213 201V199L211 200V199H209L208 197H198ZM202 196V195H201ZM239 199V198H238ZM238 199H236L235 200V202H230V201H227V202H225V203H227V204H230V205H232V204H236V205H241V202H242V200H238ZM224 203V202H223ZM222 203V204H223ZM184 207H188L186 210H190V211H192V212H194L195 210H196V208H194V205H192V206H187V205H183ZM203 206V207H204ZM233 207V206H232ZM186 210L185 211H182V213H184V212H186ZM176 212H178V211H175V212H172V213H176ZM223 211H217V213H215V214H219V213H222ZM179 213H181V212H179ZM224 213H226V212H224ZM227 213H228V211H227ZM211 214H213V213H211ZM207 215H209V212H207ZM242 215L240 214L239 215V217H241Z\"/></svg>",
    "mask_w": 264,
    "mask_h": 264
}]
</instances>
